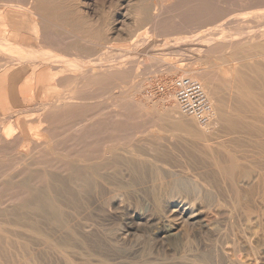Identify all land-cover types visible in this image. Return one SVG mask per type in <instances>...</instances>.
<instances>
[{"label": "rangeland", "instance_id": "rangeland-1", "mask_svg": "<svg viewBox=\"0 0 264 264\" xmlns=\"http://www.w3.org/2000/svg\"><path fill=\"white\" fill-rule=\"evenodd\" d=\"M52 1H54V0H52ZM59 1V2H58ZM65 1V2H64ZM64 1H60V0H56V2L54 3V2H52V4H51V7L53 6V8H55L56 6V8L54 9V10H56L55 12H59V14H56L53 18H51V20H50V18H48V20L46 19L44 22L43 21H40L39 22V28H40V36L41 35H43V36H41L42 38H44L45 39V37H46V39L48 40L49 38L48 37H51V38H54V39H56V40H58V42H59V39L61 40L60 42H61V44L62 45H66V47H64V46H62V47H64V48H61V49H63L64 50V52H65V50L67 49V45H69L68 46V50L66 51L67 52V54L69 53V54H73L72 56H76L77 58H78V56H79V58H81L82 57V60L83 59H85L84 61L85 62H92V60H96L95 62V69L96 70H98L99 71V69H100V71H101V73L100 74H107L108 72H102V70H103V67H104V70H107V68H105L106 67V65H108V63L109 64H115L114 66L116 67V65L118 66V61L120 62L119 63V66L121 65V67H119V68H121L120 70H118L119 68H114V66L112 67L113 69H115V70H113L112 69V71H110L112 74H113V77H114V79L116 80H114L113 79V77H112V81H110L111 83H108V85H106V86H104L101 82H99V81H97L96 80V82H91L90 80L92 79V78H90V77H92V75H88V76H90L89 78L87 77H85V75L87 76V74H86V70H84L83 71V69L84 68H81V70L79 69V68H76L75 70H72V71H68L69 73H71L70 75H68L67 77H64V79L62 78V79H60V80H54L53 82H51V83H45L44 85H41L40 87H39V89H37L36 87H34L33 88V90L35 91L34 92V94L31 96V97H21V95L20 94H18V97H9V93H8V91H6V94H5V97H6V99H7V101H6V105L8 106V108H9V111H4L3 112V115H2V111L0 110V118H1V120H0V125L2 124V126H0V130H4V129H6L7 130V128L9 127V130H10V136L8 137V139H6L5 141L3 140V142H0V171L1 170H10V169H12L13 167H11V165L10 164H12L14 161H15V159L14 158H16V155L18 154V151H20V150H24V151H27L28 153H32L33 154V152H34V150H32L33 148H31V147H34V142H32V141H30L29 139H28V141L27 142H22V143H19L18 142V137L20 136L19 135V133H20V131H23L24 130V133L25 134H28L27 133V130H29V131H32L33 133H36L38 130H40L41 128H42V126H44L43 127V131L41 132V133H39L40 135H42V139H48V137L50 136V135H48L47 134V132L44 130V128H46V126L48 127V125L47 124H50L51 125V122H50V120L48 121V123L47 124H43L42 126H39V121H38V118H39V116L40 115H42V116H44L43 114L46 112V113H48V112H53V111H55L56 113L58 112V113H62V111L60 110V109H62L63 111H64V113L66 114H70V117L72 118H69V119H67V120H65V122H64V125L62 126V127H60L59 128V130H58V128H57V130H56V132H54V134L56 133L57 135H58V137H63L62 138V140L63 139H65V140H67V137H68V133L66 134L65 132H69L68 131V129H70V128H73V125L77 122L76 120H78V119H80L78 116L80 115V113L82 112V113H84L85 112V114L87 113L88 115H93L94 113H98V115L99 114H101L100 112H104V113H117V112H120V113H124V115H129V113H131L132 115H133V122L132 121H130V123L132 124H129L130 126H129V128L130 127H134L133 128V130L132 131H134L133 133H134V135L136 134V136H134L133 134H132V131H131V135H128V137L129 136H131V138H129L128 140H126L128 137L126 136H124V134H122L121 135V137L123 136V137H125L126 139H121L120 138V134L121 133H119V132H116V134H115V132H110L109 133V131H108V133H105V135L107 134V140H106V136H105V138H103V136L102 137H100V139H102L103 140V142L105 143H107V144H110L111 146L110 147H113V145L115 146V147H113L114 149L116 148V147H120V148H124L125 146V148H130V146H131V148L132 147H134L135 149H141V151L143 152V150H144V154H145V152L146 153H148L149 155H150V158H149V156H148V154H146L147 156H148V158H146V159H148V160H150L152 157V161H151V163H153V164H155V165H150L151 163H149V165L150 166H152L151 168H150V170L148 171V170H145V172L144 171H138V172H136V175H133V174H135L134 172H133V174L131 175V173L132 172H128V173H126L125 171H127L128 170V168L126 167V166H124L123 168H121V170H119V171H121V172H118L117 173V171L116 172H114V174L115 173H117V174H115V175H117V177L116 176H114L113 175V173H112V177H110V178H116V179H110L113 183V185L112 184H110L109 185V181L108 180H106L105 179V181H104V179H103V181H102V179L101 178H98V180H95V182L96 181H98L97 183H95L94 181V183L92 184V185H89L88 186V188L86 187L85 189H83V188H80V187H78L77 186V184H74V183H70V182H67L65 179H64V181H63V183L64 182H67L66 184V186L67 187H65L64 185L65 184H63V183H61L62 184V186L60 185L59 186V182H57V183H53L55 186V190H54V192H55V194H57L56 196L58 197V199H59V201H58V204L60 205L61 204V207L62 208H64V212H65V214H66V216L68 215V216H72L73 214V212H74V208H77V209H79V207L81 208L80 210H82V212H85V213H82L80 216V218L81 219H83V220H81L82 221V223H81V227L79 228V229H83L84 228V225L89 229L90 227V229L88 230L87 228V230L85 229L84 230V232H83V235H84V238H86L87 239V242L90 244L91 243V247H96L97 245V248H94L95 250L97 249H99V251H102L103 249H107V247H108V249L106 250V251H108V252H104L105 250H103V253L102 252H100L102 255H104V256H108L109 255V253H110V255L107 257L108 259H110L109 260V262L111 263V264H125L127 261L126 260H128V263L127 264H144V263H146V261L147 262H149L148 260H150L151 259V257H152V260H150V262H153V263H156V264H181L182 262V264H184V262H185V264H188V262H190L189 264H212L214 261H212L211 263H209L210 262V260H209V262H207V263H203V262H201V260L200 261H198V257H199V254L201 253V252H204V250H203V248L202 249H200V248H198L197 249V247H199L201 244L203 245V246H207L205 249V251H206V253L207 254H210V252H211V250L213 249V250H215V249H217V246L219 245V243H220V245L218 246V249H220L222 246H224L223 244H225L226 245V243H228V241H229V239H230V241L229 242H231V241H233V242H235V244H236V246L237 245H239V246H237V248H238V250H237V252H239V253H237L236 255L238 256V254L240 255V256H238V257H241L242 258V256L243 255H241L242 253H243V251H244V249L247 247V245H245V244H243V242L244 243H247V241L249 242V245H248V247H250L251 249H249L248 247H247V251L245 252L244 251V256H243V258L244 259H246V260H248L249 261V258H251V260L253 261H256V260H258L257 262H252L251 260V262L253 263V264H255V263H262V264H264V262H263V258H264V254L262 255L261 253H264V250L262 251V249H264V247L262 248V242L264 243V238L262 237V236H260V235H262L263 234V236H264V233L262 232V231H264V221H262V219L264 220V212H263V210H264V197L262 198V197H257V199H256V204H257V206H256V208H257V212H260V214L259 213H257L256 214V217L254 216L252 219H247V218H243V217H241V216H238L237 214H233L234 216V218L231 220V224L233 223V222H235V218H236V222H235V224H236V226H234L233 224V226L231 225H229V223H228V225L229 226H227V225H225V226H227V227H224L223 226V230H222V233L220 234V235H215V237H216V240H220V238L223 240V239H225V240H223V241H221V242H219L218 243V241H217V243H216V241H215V237H214V235H207V234H204V237L207 235V237H209V236H211L210 238H201L202 236H203V234L201 235V236H198V235H200V234H196V236H198L197 238L196 237H193V236H195V235H193V234H195V233H193V231H188V233L190 232V236H189V238H190V240H191V238H192V244H191V248H189V245H190V242H188V240H189V238L187 239V240H185V241H187V242H185V247L183 246L184 244H178V243H176V242H174V241H168V240H166V242L169 244V247H168V244L166 243V245L164 244H162V247L164 246L165 247V252L167 251V253H168V255L167 254H165V252H162V250L164 249V248H162L161 247V243H159L162 239H160L161 237H158L156 234H155V229L154 228H152V227H150V229L148 228V226H147V228H146V226H142V228L141 229H143V230H141V229H139L138 231H136L137 233L136 234H134L132 237H129V238H127L126 240H121V237H123L124 235V230L126 231L129 227H130V221L127 219V215H125L126 214V208H128V210H130V211H135L136 213H138V214H144L145 212H147V213H145V215L149 218L150 216H152V215H154V217H158V216H164L165 217V214L167 213V215H168V213H170V215H168V216H171V212L169 211V212H167L166 211V207L164 208V209H162V208H157V207H154V205H155V201L157 200V198H164L165 197V195H168L171 191H173V192H171V193H173V195H177V194H179L178 192H176V190L173 188V186L171 185L172 184V182L173 181H175V179L176 178H178L179 176V178H186V176H187V174H186V172H189V170H190V173L191 172H193V173H191V174H193V177L194 176H196L197 175V177H201L207 184H209V185H207V187H209L208 188V196L210 197L212 194V199H214V198H217L216 199V201L218 200V202H216L215 201V199L214 200H212L211 201V203L209 204V207L210 206H214V205H217L216 207L214 206L213 207V209H214V211L216 210V209H218V210H220V211H222V210H224V209H227V207H228V209L230 210V211H234L233 210V203H232V200L230 199V196L229 195H231L232 193L230 192L229 193V190H231V189H235V186H234V184L232 183V184H229L228 183V185H226L225 183H223L221 180H222V178H228V180L229 181H232L231 180V172H230V170L227 168V166H229V163H231L232 164V160H231V154L233 155V156H235L236 158H235V161L234 162H238L239 164L240 163H243V164H240V167L241 168H246V170L248 169V166L247 165H249V154H250V151L249 150H252V148H254L255 146L253 145V144H255V141L252 139V137L250 136V135H247V134H245V133H242V132H237V133H235V134H237V135H235V137H234V134H229V130L227 129V126H226V123L223 121V119L221 118V116L219 115L218 116V114H219V112H221V113H223L224 112V114L225 113H227V114H229L228 112L229 111H231L232 112V110H233V112L232 113H234V112H237V113H235V114H237V115H239L240 114V112H242V111H244V109H246L245 107H242L241 106V98H243V97H264V60L263 59H260V55L258 54V53H254V52H257V51H255V49H253L254 50V52H253V50L249 53V56H248V53L246 54V56H245V54L244 53H241V54H243L242 55V57H241V54L240 55H238V53L236 54V52L235 53H233L232 51H231V47L232 46H234L235 45V43H239L240 41H241V39L244 37V39H242V42H244V41H246L247 40V37L249 38L252 34V36H255L256 34H262L263 32H264V30H263V26H264V17H263V13H260L261 14V16L262 17H260L259 15L260 14H257V13H255V12H257V11H261V10H264V0H214V2L212 1V0H170L171 2H169V0H64ZM165 1V2H164ZM167 1V2H166ZM178 1V2H177ZM181 1V2H180ZM201 1V2H200ZM202 1H203V3H202ZM210 1H212V2H210ZM32 2H34L33 0H32ZM61 2H64V3H61ZM163 2V3H162ZM175 2V3H174ZM35 3V2H34ZM34 3H31L30 5L28 4V5H23L22 4V7H14V8H11L10 10H8V11H10L9 12V14H10V17H11V20H13L14 21V23H18V26L19 27H26V25H27V23H29V21H30V14L32 13V12H34V11H36L35 10V8H34V10L32 9L33 7H35V4ZM75 3V4H74ZM165 3V4H164ZM173 3V6L171 5V4ZM177 3V4H176ZM210 3V4H209ZM252 3V4H251ZM60 4V5H59ZM64 6H63V5ZM143 6H142V5ZM146 4H147V6H146ZM158 4V5H157ZM167 4V5H166ZM175 4V5H174ZM193 4V5H192ZM54 5H55V7H54ZM140 5V6H139ZM163 5V6H162ZM168 5H170V6H168ZM208 5V6H207ZM212 5H214V6H212ZM24 6V7H23ZM27 6H32V7H30L31 9H29V7H27ZM76 6V7H75ZM147 8H146V7ZM155 6V7H154ZM175 6V7H174ZM197 6V7H196ZM202 6V7H201ZM206 6V7H205ZM222 6V7H221ZM260 6V7H259ZM144 7V8H143ZM154 7V8H153ZM164 7V8H163ZM167 7V8H166ZM198 7H199V9H198ZM209 7V8H208ZM214 7H217V8H214ZM10 8V7H9ZM25 8H28V9H25ZM58 8V9H57ZM75 8V9H74ZM225 8V9H224ZM258 8V9H257ZM15 9H17V10H15ZM24 9L26 10V11H24ZM52 9V8H51ZM50 9V10H51ZM134 9V10H133ZM152 9V10H151ZM173 9V10H172ZM193 9V10H192ZM197 9H198V11H197ZM202 9V10H201ZM206 9H208L209 10V12L206 10ZM211 9V10H210ZM222 9V10H221ZM21 12V15L19 14V11ZM22 10V11H21ZM28 10H29V12H28ZM50 10H48V12H50ZM53 10V9H52ZM53 10V11H54ZM61 12H63V13H61ZM79 10V11H78ZM168 10H170V11H168ZM188 10V11H187ZM195 10V11H194ZM251 10V11H250ZM26 12L27 13V15H24V12ZM30 11H31V13H30ZM135 11V12H134ZM189 11H191V12H189ZM197 11V12H196ZM200 11V15L198 14V12ZM204 11V12H203ZM210 11H211V13H210ZM219 11H221V12H219ZM12 12V13H11ZM16 12V13H15ZM69 12V13H68ZM73 12V13H72ZM157 12V13H156ZM163 12V13H162ZM215 12V13H214ZM254 12V13H253ZM160 13V14H159ZM189 13V14H188ZM192 13H194V15L196 16V15H199V16H197V17H195ZM210 13V14H209ZM218 13V14H217ZM14 14V15H13ZM61 14V15H60ZM156 14V15H155ZM202 14V15H201ZM226 14V15H225ZM246 14V15H245ZM257 14V15H256ZM13 15V16H12ZM64 15V16H63ZM78 15V16H77ZM134 15V16H133ZM140 15V16H139ZM155 15V16H154ZM186 15V16H185ZM190 15H193V16H190ZM212 15H214V17L212 16ZM219 15V16H218ZM72 16V17H71ZM141 16H143V17H141ZM160 16V17H159ZM175 17V19H174V17ZM184 16V17H183ZM211 16V17H210ZM247 16V17H249V18H245V17ZM255 16V17H254ZM59 17V18H58ZM65 17V18H64ZM71 17V18H70ZM154 17V18H153ZM163 17H165V18H163ZM186 17V18H185ZM192 17V18H191ZM198 17L199 18H204V19H202L203 21H201V19H200V21L202 22V25L204 26V27H201L199 24H201V22L198 20ZM253 17V18H252ZM25 18V19H24ZM64 18V19H63ZM68 18H69V22H68ZM138 18H139V20H138ZM153 20H152V19ZM157 18V19H156ZM167 18V19H166ZM177 18V19H176ZM189 18V20H187ZM212 18V19H211ZM19 19V20H18ZM70 19H72V20H74V23H72L73 21L72 20H70ZM148 19H150V21L148 20ZM162 19H164V20H162ZM180 19V20H179ZM185 19V20H184ZM190 19H194L195 20V22H194V20H190ZM251 19V20H250ZM253 19V20H252ZM55 20V21H54ZM63 20V21H62ZM141 20H142V22H141ZM198 20V21H197ZM211 20V21H210ZM228 20V21H227ZM230 20V21H229ZM256 20V21H255ZM48 21H49V23H48ZM134 21V22H133ZM164 22V24H163V22ZM171 21H172V23H171ZM184 21H185V23H184ZM188 21H190L189 23H187ZM191 21H193L192 23H191ZM227 23H226V22ZM261 21V22H260ZM67 22V23H66ZM160 22H162V24L160 23ZM203 22H205V23H203ZM46 23V24H45ZM69 23V24H68ZM133 23V24H132ZM136 23V24H135ZM145 23V24H144ZM148 23V24H147ZM160 24L161 26L162 25H164L163 27H161V29L162 30H164L163 32L160 30V26L158 25V24ZM175 23H177V26H176V24ZM181 25H180V24ZM207 23H208V25H207ZM42 24H43V26H42ZM47 24H48V26H47ZM63 24V25H62ZM75 24V25H74ZM140 24V25H139ZM142 24V25H141ZM155 24V25H154ZM157 24V25H156ZM168 24H172V26L173 27H177V29L175 28V29H173V27L171 26L170 27V25L168 26ZM174 24V25H173ZM179 24V25H178ZM188 26V25H190L191 24V26H188V29H184V28H186L185 26ZM262 24V25H261ZM146 25V26H145ZM149 25V26H148ZM182 25H183V27H182ZM198 25V26H197ZM205 25H206V27H205ZM260 25V26H259ZM130 26V27H129ZM142 26H143V28H142ZM155 26H157V28H156V30L157 31H154V27ZM159 26V27H158ZM165 26H168V27H165ZM259 26V27H258ZM45 27V28H44ZM134 27V28H133ZM178 27H179V29H178ZM199 27V28H198ZM215 28V31H214V29L213 28ZM255 27V28H254ZM50 28H52V29H50ZM191 28V29H190ZM198 28V29H197ZM202 28H204V29H202ZM209 28L211 29V30H209ZM218 28V29H217ZM254 29V31H253V29ZM54 29V30H53ZM78 29V30H77ZM132 29L134 30L133 32H132ZM190 29V30H189ZM3 31H1V32H3L2 33V35L0 36V50H1V46H6L7 45V47L9 48V50L12 52V54H13V56H12V54H3L2 52L0 53V54H2V56L0 55V79H1V77L3 76V74H8V73H10V71H12V69H14V72L15 71H17V70H19V69H16L17 68V66L19 65V64H17V63H19L20 61H18L16 64H14V62H16L15 60H14V58H18V55H17V52H21L22 53V47L21 46H24L23 44H22V42H23V37L22 36H18V35H15L14 36V33H11V35L10 34H7L6 33V36L7 37H3L4 35H5V33H4V29H2ZM136 30H137V32H136ZM140 30V31H139ZM159 30V31H158ZM206 32V34H204L203 32ZM209 30V31H208ZM223 30V31H222ZM261 30H263V31H261ZM57 31V32H56ZM99 31V32H98ZM169 31H171V32H169ZM186 31V32H185ZM193 31V32H192ZM198 31V32H197ZM203 33H201V32ZM212 31V32H211ZM129 32V33H128ZM190 32V33H189ZM200 32V33H199ZM247 32V33H246ZM257 32V33H256ZM260 32V33H259ZM57 33V34H56ZM63 33V34H62ZM145 33V34H144ZM156 33V34H155ZM243 33V34H242ZM131 34V35H130ZM187 34V35H186ZM192 34V35H191ZM213 34V35H212ZM249 34V35H248ZM46 35H48V36H46ZM51 35V36H50ZM52 35H53V37H52ZM210 35V36H209ZM45 36V37H44ZM86 36V37H85ZM92 36H94V38L92 37ZM203 36V37H202ZM208 36V37H207ZM234 36V39H232L231 40V38ZM251 36V37H252ZM31 37H33V36H31ZM61 37H62V39H61ZM64 37V38H63ZM79 37V38H78ZM97 37V38H96ZM227 37V38H226ZM231 37V38H230ZM237 37H238V39L239 38H241V39H239L238 41L239 42H237ZM2 38V39H1ZM181 38V39H180ZM202 38V39H201ZM204 38V39H203ZM212 38H220V42H218L219 40H217V44L216 45H220V49L218 48L217 50H215V49H212L211 47L212 46H214L215 44L213 43V45L212 44H205V41L206 40H208V39H212ZM228 38H230V40L228 39ZM261 38H264V37H261ZM36 37H34V41L35 42H39V39L36 41ZM45 39V40H46ZM80 39V40H79ZM175 39H176V41H175ZM195 39V40H194ZM201 39V40H200ZM222 39H223V41L225 40L226 41V43L224 42L223 43V41H222ZM46 40V41H47ZM70 40H72V41H70ZM89 40V41H88ZM94 40V41H93ZM182 41V43L183 42H185L186 44H187V41H189L190 43H188L187 45L185 44V43H183L184 44V46L183 47H181V46H175L174 45V47L172 46V45H170V41L171 42H177V43H181V41ZM227 40H228V42H227ZM73 41H75V42H73ZM78 41V42H77ZM81 41V42H80ZM83 41V42H82ZM91 41V42H90ZM166 41H167V43H166ZM203 41H204V43H203ZM230 41V42H229ZM233 41V42H232ZM31 42V41H30ZM69 42V43H68ZM87 42V43H86ZM165 42V43H164ZM12 43H14V44H12ZM75 43V44H74ZM81 43V44H80ZM91 43H93V44H91ZM97 43V44H96ZM101 43V44H100ZM182 43H181V45H182ZM216 43V42H215ZM233 43V44H232ZM94 44H96V45H94ZM168 44V45H167ZM196 44V45H195ZM202 44V45H201ZM204 44V45H203ZM225 44H226V47H225ZM27 46H30V47H32V49L35 47V48H38V50L36 49V51H35V53H33L32 55H39L41 58H42V56H46V51L44 50H42L41 48H39L38 47V45L37 46H34L33 44H31V43H27L26 44ZM33 45V46H32ZM87 45V47H89L88 49H85L84 47ZM212 45V46H211ZM77 46V47H79V48H75V47ZM83 46V47H82ZM95 46V47H94ZM97 46V47H96ZM169 46H171V47H169ZM224 46V47H223ZM73 47V48H72ZM146 47H147V49H148V51L147 50H143L144 48L146 49ZM207 47H209V48H207ZM223 47V48H222ZM69 48H71L72 50H70ZM75 48V49H74ZM81 48V49H80ZM96 48H97V50H96ZM174 48V49H173ZM222 48V49H221ZM226 48V51L227 50H229L228 52H225V49ZM228 48V49H227ZM78 49H80V50H78ZM83 49H84V51H83ZM185 49V50H184ZM87 52H86V51ZM88 50H89V54H88ZM141 50H143V51H141ZM220 50V51H219ZM233 50V49H232ZM79 51V52H78ZM81 51V52H80ZM82 51H83V53H82ZM98 51V52H97ZM146 51V53H144ZM150 51V52H149ZM154 51V52H153ZM171 51V52H170ZM173 51V52H172ZM219 51V52H218ZM223 53H222V52ZM65 52V53H66ZM75 52V53H74ZM133 52V53H132ZM136 52H137V54H136ZM166 52V53H165ZM233 53V54H229V53ZM80 53V54H79ZM135 53V54H134ZM141 53V54H140ZM153 53H155V54H153ZM170 53V54H169ZM87 54V55H86ZM91 54V55H90ZM93 54V55H92ZM143 54H145V55H143ZM160 54V55H159ZM234 54H236V55H234ZM258 54V55H257ZM5 55H7L6 57H8V59L5 57ZM13 58V60H12V58L10 59V56ZM85 55V56H84ZM89 55V56H88ZM136 55V56H135ZM141 55V56H140ZM147 55V56H146ZM148 55H152V57H150V56H148ZM156 55V56H155ZM223 55H225V57L223 56ZM258 57H257V56ZM17 56V57H16ZM81 56V57H80ZM99 56V57H98ZM123 56V57H122ZM126 56V57H125ZM127 56H128V59H127ZM131 56V58L133 59H129V57ZM144 56H146V57H144ZM155 56V57H154ZM158 56V57H157ZM167 56V57H166ZM232 56V57H231ZM237 56V57H236ZM244 56V57H243ZM156 59H154V58ZM225 59H224V58ZM238 58L239 59V61H237L238 59H236V58ZM1 58H6V60L5 59H3L4 61V63L2 62V59ZM92 58V59H91ZM124 60H122V59ZM226 58H228V59H230V60H228V59H226ZM233 58V59H232ZM243 58V59H242ZM246 58V59H245ZM10 59V60H9ZM88 59H90V60H88ZM127 59V60H126ZM153 59V60H152ZM236 61H235V60ZM12 60V61H11ZM107 60V61H106ZM112 60V61H111ZM137 60V61H136ZM140 60V61H139ZM151 60V61H150ZM234 62H233V61ZM7 61V62H6ZM109 61V62H108ZM136 61V62H135ZM259 61V62H258ZM33 62H35V61H33ZM33 62L31 63L32 65H33ZM40 62V61H39ZM155 62V63H154ZM192 62V63H191ZM262 62V63H261ZM2 63H3V65H2ZM12 63V64H11ZM106 63V64H105ZM125 63V64H124ZM128 63V64H127ZM158 63V64H157ZM259 63V64H258ZM34 64H37L36 62L34 63ZM104 64V65H103ZM112 64V65H113ZM124 64V65H123ZM130 64V65H129ZM153 64V65H152ZM192 64H193V66H192ZM194 64L196 65L195 67H199L198 69H200L201 70V72H205V73H207V74H209V75H207V74H205L207 77L206 78H210L209 79V82H211V83H213V85L215 86V88L217 89L216 91H217V93L218 94H216V97L219 95V97L221 98V100L223 101L222 102V105H218L219 106V108L221 109V110H217L216 112H215V109H214V107H215V104L217 105V102L215 103L214 101H215V98L213 99L211 96H210V94H209V96H210V98H211V100H212V103H213V119H212V121L209 123V124H207V127L206 128H211V127H213V126H215V127H217V131H215V136H214V134H212L210 137H208V139H206V141L208 140V142H206V141H204V142H202L201 141V144H199V143H197V142H195L194 140V142H192L191 141V138H190V136L189 135H182L181 133H177L176 131H174V130H171L170 128V126H167L166 125V123H165V121L163 120V122L164 123H162V121H160V123L161 124H159V122H156L155 121V123L153 122V119H151L150 117H151V115H153V114H155L156 112V114L158 115L159 113H161V114H159V115H161V116H164V114H166V113H164V112H167V113H169V111H170V113H175L176 112V110H178L177 112H176V114H175V116H176V118H178L177 120H179L180 118L183 120H188V121H190L191 119L189 118V117H186V116H183V115H181L180 114V110L177 108L176 110H175V108L173 107L175 104H176V100H174V99H172V100H170V101H168V102H166V103H161L159 100L161 99V95H162V92H160L159 91V86H164L165 88H166V86H165V84H166V82H172V81H174L176 78H178V77H181V76H183L184 74H183V70L184 69H188V67H194ZM260 64H262V65H260ZM135 65V66H134ZM7 66V67H6ZM44 67H45V65H43ZM101 66H103V67H101ZM129 66V67H128ZM41 67V66H40ZM59 67V66H58ZM57 67V68H58ZM37 68L38 67H36L35 68V70H37ZM90 68H92V67H90ZM98 68V69H97ZM130 68V69H129ZM133 68V70H131ZM143 68V69H142ZM181 68V69H180ZM203 68V69H202ZM79 69V70H78ZM85 69H86V67H85ZM102 69V70H101ZM96 70L92 73V74H94V73H96V74H94L93 76L94 77H97V73H98V71L96 72ZM118 70V71H117ZM127 70H130V71H133V74H132V76H133V78L132 79H129V78H123V75H124V72H126ZM163 70V71H162ZM120 71V72H119ZM109 72V73H110ZM81 73V74H80ZM80 74V75H79ZM85 74V75H84ZM121 74H123V75H121ZM155 74V75H154ZM101 75V76H102ZM150 75V76H149ZM81 76V77H80ZM84 77V79H83V77ZM135 76V77H134ZM148 76V77H147ZM185 76V75H184ZM81 78L83 81H81L79 78ZM98 77H99V75H98ZM139 77V78H138ZM155 77V78H154ZM117 78V79H116ZM123 78V80H121ZM143 78V79H142ZM25 79V76H23V77H20L18 80H16V83L17 84H20L21 82H23V80ZM78 79V80H77ZM136 79V80H135ZM80 80V83L81 84H79L78 83V81ZM119 80H120V82H119ZM135 80V81H134ZM139 80H141V81H139ZM251 81V83H252V85L250 86V88L249 89H247L248 87H247V81ZM77 81V82H76ZM123 81H126V82H123ZM207 81H208V79H207ZM74 82H76V83H74ZM86 82H88V83H86ZM113 82V83H112ZM117 82V83H116ZM119 82V83H118ZM0 83H1V81H0ZM121 83H123V84H121ZM76 84V85H75ZM79 84V85H78ZM99 84H101V85H99ZM120 84V85H119ZM254 84V85H253ZM55 85V86H54ZM72 85V86H71ZM85 85V86H84ZM66 86H67V89H66ZM137 88H136V87ZM54 87H56V88H54ZM60 89H59V88ZM84 87V88H83ZM109 87V88H108ZM119 87V88H118ZM131 87V88H130ZM245 87V88H244ZM74 88V89H73ZM83 90H82V89ZM87 88V89H86ZM123 88V89H122ZM57 89V90H56ZM64 89L65 90V92H64V90L62 91V90ZM90 89V90H89ZM135 89V90H134ZM141 89V90H140ZM54 90V91H53ZM61 90V92H62V94H61V92H58V91H60ZM67 90V91H66ZM69 90V91H68ZM73 90V91H72ZM77 90V91H76ZM99 90V91H98ZM138 90V91H137ZM172 90L174 91V86L172 87ZM245 90V91H244ZM249 90V91H248ZM48 91H50V93H48ZM244 91V92H243ZM45 92V93H44ZM66 92H67V94H66ZM76 92V93H75ZM124 92V93H123ZM3 83L0 85V94H1V97L3 96ZM90 93V94H89ZM100 93V94H99ZM65 94V95H64ZM78 94V95H77ZM157 94V95H156ZM75 95V96H74ZM154 97H153V96ZM61 96V97H60ZM64 96V97H63ZM105 96V97H104ZM70 97V98H69ZM87 97V98H86ZM129 97H131V98H129ZM148 97V98H147ZM61 98V99H60ZM89 98H90V100H89ZM10 99H13V101L15 102V104H13L12 102H11V100ZM58 101H57V100ZM127 99H128V101H127ZM56 100V101H55ZM80 100V101H79ZM84 100V101H83ZM123 100H125V101H123ZM129 100H132V101H129ZM156 100L158 101V102H156ZM52 101H55L53 104L52 103H50V102H52ZM83 103H82V102ZM122 101L123 102H125V105L124 106H121V107H119L120 106V104L122 103ZM57 102V103H56ZM60 102V103H59ZM66 102V103H65ZM70 102V103H69ZM76 102V103H75ZM78 102V103H77ZM89 102V103H88ZM137 102H138V104H143V106L145 107L144 108V110H137L136 109V106L135 105H137ZM171 102V103H170ZM49 105H48V104ZM56 103V104H55ZM59 103V105H58V107H59V109L56 107H54L55 105H57ZM69 103V104H68ZM86 103V104H85ZM88 103V104H87ZM120 103V104H119ZM129 103V105L131 106V104L133 105V106H131V108L127 105V104ZM155 103V104H154ZM41 104V105H40ZM62 104V105H61ZM90 104V106L88 107V105ZM119 104V105H118ZM123 104V103H122ZM121 104V105H122ZM0 105H1V103H0ZM39 105V106H38ZM81 105V106H80ZM86 105V106H85ZM156 105V106H155ZM235 105H237V107H235ZM42 106H45V107H42ZM48 106V107H47ZM53 106V107H52ZM80 106V107H79ZM126 106H128V108H130L131 110H127V108H126ZM135 106V107H134ZM232 106V108H230ZM239 106V107H238ZM24 108L25 110H20V108ZM35 107V109H33ZM39 107V108H38ZM47 107V108H46ZM50 107V108H49ZM124 107V108H123ZM42 108V109H41ZM119 108H120V111H119ZM122 108V109H121ZM135 110H134V109ZM33 109V110H32ZM45 109V110H44ZM65 109V110H64ZM85 109V110H84ZM132 109H133V112H131L132 111ZM155 109V110H154ZM169 109V110H168ZM236 109V110H235ZM30 110V111H29ZM32 110V111H31ZM78 110H79V112H78ZM121 110H125V111H121ZM127 110V111H126ZM148 110V111H147ZM150 110V111H149ZM166 110H168V111H166ZM227 110V111H226ZM229 110V111H228ZM139 111H140V114L142 113V115L143 116H141L140 114H139ZM143 111V112H142ZM145 111V112H144ZM151 111H153V112H155V113H151ZM159 111V112H158ZM172 111V112H171ZM231 112H230V114H231ZM8 113V114H7ZM37 113V114H36ZM38 113H39V115H38ZM41 113H43V114H41ZM63 113V114H64ZM82 113H81V115H82ZM126 113V114H125ZM128 113V114H127ZM135 113V114H134ZM144 113V114H143ZM149 113H150V115H149ZM74 114L75 115H77V114H79L78 116H76V117H78V118H76L75 116H74ZM136 114H137V116H139L140 115V117L141 118H139V117H136ZM146 114L148 115V117H146ZM242 114V113H241ZM84 115V114H83ZM135 115V116H134ZM8 116V117H7ZM73 116H74V118H73ZM150 116V117H149ZM175 116H174V114H173V119H176L175 118ZM180 118H179V117ZM2 117H5V118H2ZM10 117V118H9ZM8 118V119H7ZM76 118V119H75ZM144 119V121H143V119ZM150 118V119H149ZM2 119H5L4 121L2 120ZM70 119H71V121H70ZM148 119H149V122H148ZM193 120V119H192ZM191 120V121H192ZM6 121V122H5ZM139 121V122H138ZM150 121H152L153 123H151ZM5 122V123H4ZM73 122V123H72ZM75 122V123H74ZM193 122H194V120H193ZM134 123V124H133ZM144 123V124H143ZM197 122L195 121L194 122V124L196 125L195 127L196 128H198V129H200V127L199 126H201V125H199V124H196ZM68 124V125H67ZM72 124V125H71ZM136 124V125H135ZM155 124V125H154ZM4 125V126H3ZM147 125V126H146ZM149 125V126H148ZM152 125V126H151ZM199 125V126H198ZM218 125V126H217ZM140 126V127H139ZM155 126V127H154ZM159 126V127H158ZM7 127V128H6ZM204 127V126H203ZM49 128H50V126H49ZM67 129V130H66ZM136 129V130H135ZM161 129V130H160ZM223 129V130H222ZM170 130V131H169ZM221 130V132H219ZM226 130V131H225ZM53 131V130H52ZM120 131V130H119ZM145 131V132H144ZM147 131V132H146ZM149 131V132H148ZM151 131V132H150ZM154 131V132H153ZM159 131H160V133H159ZM174 132V134H173V132ZM223 131V132H222ZM63 132V133H62ZM121 132V131H120ZM123 132V131H122ZM138 132L140 133V134H138ZM172 132V133H171ZM218 133V135H216L217 133ZM58 133H60V134H58ZM112 133H114V134H112ZM118 133V134H117ZM143 133V136L145 135L146 136V133H147V139L145 138V136L143 137H140V135ZM176 133V134H175ZM61 134H65L64 136L63 135H61ZM71 134V136H69V137H72L73 135L75 136V133H70ZM79 134V135H78ZM153 134V135H152ZM172 134V135H171ZM179 134L181 135V136H179ZM240 134V135H239ZM243 134V135H242ZM19 135V136H18ZM117 135V136H116ZM219 135H221V136H219ZM223 135V136H222ZM225 135V136H224ZM76 136H81V133H76ZM110 136H111V140L113 141L114 139H116V137H117V139H118V136H119V142H118V140H116V141H113L114 142V144H113V142L111 141V143L109 142V139L108 138H110ZM112 136H116V137H112ZM134 136V137H133ZM137 136H138V138H141V139H138L137 138ZM151 136V137H150ZM174 136V137H173ZM176 136H179V137H176ZM185 136V137H184ZM187 136L189 137L188 139H190V140H188L187 139ZM236 136H238V137H236ZM240 136V137H239ZM69 137H68V139H69ZM136 137V138H135ZM149 137V138H148ZM153 137V138H152ZM172 137V138H171ZM217 137V138H216ZM232 137V138H231ZM249 137L252 139V141H251V139L249 140ZM50 138V137H49ZM112 138H114V139H112ZM133 138H135L134 140H133ZM150 138H152V139H150ZM176 138H179V139H176ZM235 138V139H234ZM97 139V138H96ZM96 139H94V138H90L89 140H87V141H91L90 142V145H93V144H91V143H94L93 141H96ZM120 139H121V141H120ZM136 139H138L139 140V145H137L138 144V140L136 141ZM142 139H146V140H143L145 143L147 142L149 145H147L146 146V144L144 143V142H141L140 140H142ZM148 139H150L149 140V142L147 141ZM171 139V140H170ZM216 139H218L220 142H222V145L221 146H223V147H221V146H217V144H215L214 142H218V140H216ZM223 139V140H222ZM232 139V140H231ZM237 139V140H236ZM248 139V140H247ZM10 140V141H9ZM102 140H99L100 141V143H97V148L100 150H102L103 148H104V146H106L105 148H109V145L107 146V144L105 145L104 144V146H102V144H103V142H102ZM104 140H106V141H104ZM131 140V141H130ZM151 140H152V142H151ZM180 140H181V142L183 141V140H185L184 142H183V144L180 142ZM189 141V143H187L186 141ZM211 140V141H210ZM222 140V141H221ZM98 141V140H97ZM123 141H125L126 142V144H127V142H128V145H126L125 144V142H123ZM179 141V142H178ZM231 141V142H230ZM240 141V142H239ZM251 141V142H250ZM115 142H118V143H115ZM120 142H121V144H120ZM131 142V143H130ZM136 143L135 145H134V143ZM144 145L145 144V146H141V143ZM154 142H156V143H154ZM192 142V143H191ZM247 142V143H246ZM34 143V144H33ZM123 143V144H122ZM202 143H204V144H202ZM209 145H208V144ZM213 144V146L215 147V148H213L212 147V144ZM234 143V144H233ZM125 144V146H123ZM152 144H154L153 146H151ZM194 144V145H193ZM206 144V145H205ZM224 144V145H223ZM236 144V145H235ZM244 144V145H243ZM252 144V145H251ZM6 145H8V150H7V148H6V150L4 149V147H6ZM78 145H80V144H78ZM191 145V146H190ZM238 145V146H237ZM256 145V144H255ZM3 146V147H2ZM100 146V147H99ZM101 146H102V148H101ZM128 146V147H127ZM140 146L142 147V148H140ZM188 146V147H187ZM232 146L233 147H235V148H233L232 149ZM137 147H139V148H137ZM228 147H229V149H228ZM230 147H231V149H230ZM118 148H116V149H118ZM134 148H132V149H134ZM195 148V149H194ZM208 148H209V150H208ZM213 148V149H212ZM219 148V149H218ZM220 148H221V150H220ZM228 150H227V149ZM236 148H237V150H239V151H237L236 150ZM110 149V148H109ZM143 149V150H142ZM197 149V150H196ZM216 149V151H214ZM118 150H120V149H118ZM242 150H244V151H242ZM224 151H226V152H224ZM241 151H242V154H241ZM246 151V152H245ZM213 152V153H212ZM206 153V154H205ZM237 154V155H236ZM246 154V155H245ZM248 154V155H247ZM145 155V157H147ZM243 157L244 156V158H242L241 156ZM217 157H219V158H217ZM31 159H33V158H30V160ZM155 159H157L156 161H155ZM197 159V160H196ZM219 159V160H218ZM238 159V160H237ZM241 159V160H240ZM243 159H244V161H243ZM246 159V160H245ZM29 160V162H28V164H29V166L30 165H32V164H30L31 162L33 163V161L31 160L30 161ZM213 160V161H212ZM149 161V162H150ZM226 163H225V162ZM242 161V162H241ZM247 161V162H246ZM155 162H157V164L159 165V169L161 170V176H160V174L159 173H157V172H155V168L158 166H156V163ZM220 163V165L219 166H221V167H224V168H222V169H219V168H217V167H215L214 166V164H216V163ZM246 163H248L247 165H246ZM4 164H5V166H4ZM8 164V165H7ZM193 164V165H192ZM10 165V166H9ZM3 166V167H2ZM9 166V167H8ZM154 166H156V167H154ZM186 166L188 167V169H186ZM226 166V167H225ZM6 167H7V169H6ZM30 167H33V165L32 166H30ZM195 169H194V168ZM212 167V168H211ZM240 167L237 169V178L239 179V177H240V179L239 180H241L242 179V177H243V175H242V171L241 172H239L240 171ZM10 168V169H9ZM36 168H39V167H36ZM154 170H153V169ZM158 168H156V169H158ZM182 168V169H181ZM183 168H185V172L183 171ZM211 168V169H210ZM216 168V169H215ZM226 168H227V170H226ZM183 171V173H182V171ZM125 170V171H124ZM151 170H153V171H151ZM169 170V171H168ZM170 170H172L171 172H170ZM186 170H188V171H186ZM206 170H208V171H206ZM215 170H217V171H215ZM12 171H14L13 169H12ZM123 171L125 172V173H123ZM165 171V172H164ZM174 171V172H173ZM179 171H181V173H179ZM213 171V172H212ZM150 172V173H149ZM153 172V173H152ZM194 172H196V174L194 173ZM210 172V173H209ZM215 172V173H214ZM225 172V173H224ZM13 173V172H12ZM15 173V172H14ZM121 173V178L118 176V174H120ZM123 173V174H122ZM144 173H146V174H144ZM164 173V176L162 175ZM185 173V174H184ZM214 173V174H213ZM217 173H219L218 175H217ZM240 173V174H239ZM141 174V175H140ZM150 174V175H149ZM153 174V175H152ZM180 174H184L185 175V177L183 176V175H180ZM191 174H188V177H189V175H190V177H192V175ZM212 174V175H211ZM3 174V172L2 173H0V178H2V179H4V178H6V177H4V176H6V175H4ZM13 176H14V174H12ZM130 176L131 175V177H127V176ZM152 175V176H151ZM178 175V176H177ZM241 175V176H240ZM62 178H66L65 177V175H60ZM122 176H123V178H122ZM126 176V177H125ZM135 176L137 177V178H135ZM159 176V178H156V177H158ZM175 176V177H174ZM216 176V177H215ZM141 177V178H140ZM205 177V178H204ZM17 177H14V179L15 180H17V179H21L20 177L19 178H17ZM126 178V179H125ZM129 178H131L130 179V181L131 182H129ZM135 178V179H134ZM154 178H156V179H154ZM14 179H13V182H14ZM123 179H125V180H123ZM137 180V181H134V180ZM159 179V180H158ZM165 181H164V180ZM170 179H172V180H170ZM35 180H37V179H35ZM34 180V181H35ZM113 180H116L115 182L113 181ZM121 180H123V181H121ZM128 180V181H127ZM163 182H162V181ZM210 180H212V181H210ZM220 182H219V181ZM32 181V185H33V183L34 184H36V186H35V188L37 187L38 188V185L41 183V182H39V184H38V180L37 181ZM108 181V182H107ZM121 181V182H120ZM124 181H125V183H124ZM127 181V182H126ZM139 181V182H138ZM16 182V181H15ZM14 182V183H15ZM102 182H104V184L102 183ZM119 182V183H118ZM124 183V185L125 186H123V185H120L121 183ZM146 182V183H145ZM149 182V183H148ZM165 182V183H164ZM1 183V182H0ZM108 185H107V184ZM122 183V184H123ZM43 184V185H42ZM57 184H58V186H57ZM69 184V185H68ZM105 184H106V186H105ZM119 184V185H118ZM132 184H133V187H131L132 186ZM148 184H150V185H148ZM216 184V185H215ZM221 184V185H220ZM224 184V185H223ZM96 185L98 186V188L96 187ZM119 187H118V186ZM171 185V186H170ZM39 186H44V182L43 183H41ZM69 186H71V187H69ZM90 186H91V188H90ZM100 186H101V188H100ZM105 186V187H104ZM141 186V187H140ZM148 186H149V189H148ZM60 187V189H58V188ZM63 187H65V188H63ZM69 187V188H68ZM102 187H103V189H102ZM116 187V188H115ZM118 187V188H117ZM121 187V188H120ZM123 187V188H122ZM142 187H144V188H142ZM62 188V189H61ZM73 188H75V189H73ZM79 190H78V189ZM99 188H100V190H99ZM172 188H173V190H172ZM221 188H223V189H221ZM40 189H42V188H40ZM72 189V190H71ZM83 191H82V190ZM90 189V190H89ZM99 191H98V190ZM107 189V190H106ZM112 189V192L111 193H109V191ZM115 189V190H114ZM123 189H125V190H130V192H129V190H128V192L127 193H124L125 192V190L123 191ZM138 189V190H137ZM143 189V190H142ZM152 189V190H151ZM166 189V190H165ZM211 189V190H210ZM66 190H68V191H66ZM89 190V191H88ZM94 190V191H93ZM117 190V191H116ZM123 191V193H122V191ZM170 190V191H169ZM213 190V191H212ZM215 190V191H214ZM224 190V191H223ZM102 191V192H101ZM108 191V192H107ZM115 191H116V193L118 194H116L115 193ZM143 192L141 195H140V192ZM144 191L146 192L145 194H144ZM169 191V192H168ZM227 191V192H226ZM82 192H83V194H82ZM96 192V193H95ZM105 192V193H104ZM121 192V193H120ZM136 192V193H135ZM149 192V193H148ZM159 192V193H158ZM168 192V194H166ZM66 193V194H65ZM72 194V196H71V194ZM86 193V194H85ZM90 193V194H89ZM95 193V194H94ZM100 193V194H99ZM107 193V194H106ZM164 193V194H163ZM169 194V195H172V194ZM218 193V194H217ZM77 194V195H76ZM91 194H92V196H91ZM111 194H115L114 196L113 195H111ZM124 194L126 195V197H123L124 196ZM150 194H152L151 196H149ZM0 195H1V192H0ZM65 195V196H64ZM79 195V196H78ZM83 195V196H82ZM86 195V196H85ZM96 195H100V196H98L99 198L100 197H102V198H100L101 199V201H100V199H99V201H100V203H101V206H100V204L99 205H97V207L96 206H94V205H92L93 203V200L96 198ZM106 195H109V196H106ZM121 195V196H120ZM129 195V196H128ZM160 195H162V196H160ZM74 196V197H73ZM76 196V197H75ZM77 196H78V198H77ZM90 196V197H89ZM104 196V197H103ZM106 196V197H105ZM135 196V197H134ZM148 196V197H147ZM153 196V197H152ZM216 196V197H215ZM71 197V198H70ZM108 197V198H107ZM119 197V198H118ZM152 199H151V198ZM2 200H0V201H4L5 200V198H6V196H5V198L1 195V197H0ZM61 198V199H60ZM68 198V199H67ZM88 198V199H87ZM106 198H107V203H106ZM110 198V199H109ZM147 198H149V199H147ZM228 198V199H227ZM31 199H32V197H31ZM66 199V200H65ZM75 199V200H74ZM79 199V200H78ZM86 199V200H85ZM105 201H103V200ZM114 199V200H113ZM120 199H121V201H120ZM154 199V200H153ZM6 200L8 201L9 200V198H6ZM5 200V201H6ZM60 200H61V203H60ZM142 200V201H141ZM143 200L145 201V200H147V201H145V202H143ZM151 200V201H150ZM4 201V202H5ZM10 201V200H9ZM32 201V200H31ZM56 201H57V198H56ZM75 201V202H74ZM138 201H139V204H138ZM141 201V202H140ZM220 201H221V203L222 204H224L225 206H223L221 203H220ZM74 203V205H73V203ZM118 202H120V204L122 203V202H124L122 205H118ZM142 202H143V204L145 203L146 204V202H147V204L146 205H144L143 206V204H142ZM1 203V202H0ZM12 203V204H11ZM20 201H18V202H16L15 200H13V201H11V202H9V203H7V202H5V203H2V204H0V207H6V206H11V205H14V206H11V207H13V208H16V207H19V205H20ZM67 203H68V205H67ZM70 203V204H69ZM84 203V204H83ZM110 204V206H108L109 204ZM114 203V204H113ZM117 203V204H116ZM130 203V204H129ZM152 203V204H151ZM216 203V204H215ZM231 203H232V205H231ZM9 204H11V205H9ZM22 204V203H21ZM65 206H64V205ZM108 204V205H107ZM137 204V205H136ZM149 204V205H148ZM204 204V203H203ZM260 204V205H259ZM262 204V205H261ZM2 205V206H1ZM67 205V206H66ZM117 205V206H116ZM128 205V206H127ZM134 206V207H132V206ZM228 205V206H227ZM73 206V207H72ZM103 206V207H102ZM105 206V207H104ZM117 208H116V207ZM143 206V207H142ZM147 206V207H146ZM149 206H150V208H149ZM204 206H208V204L206 203ZM219 206V207H218ZM223 206V207H222ZM263 206V207H262ZM70 207V208H69ZM107 207V208H106ZM114 209H113V208ZM119 207V208H118ZM145 207V208H144ZM212 207H210L211 209H212ZM20 208V207H19ZM66 208V209H65ZM73 208V209H72ZM104 208V209H103ZM124 208V209H123ZM133 208V209H132ZM142 208H144V209H142ZM146 208H147V211H146ZM153 208H156L157 210L155 211V209L154 210H152ZM69 209V210H68ZM85 209V210H84ZM107 209V211H105ZM113 211V212H111V210ZM117 209H119V210H117ZM139 209H141L140 210V212H139ZM150 209H151V211H150ZM163 211H162V210ZM262 209V210H261ZM72 210V211H71ZM100 210V211H99ZM110 212H109V211ZM116 210H117V212H116ZM120 210H122V211H120ZM217 210V211H218ZM87 211V212H86ZM97 211V212H96ZM145 211V212H144ZM148 211H149V213H148ZM219 211V212H220ZM70 212V213H69ZM125 214H124V213ZM154 212H155V214H154ZM263 212V213H262ZM123 213V214H122ZM152 213V214H151ZM160 213V214H159ZM119 214V215H118ZM84 215H86V216H84ZM144 215V219H146L147 217ZM157 215V216H156ZM166 215V217H168ZM87 216H88V218H87ZM90 216V217H89ZM103 216V217H102ZM83 217V218H82ZM114 217V218H113ZM126 217V218H125ZM179 217H181V216H179ZM178 216L177 217H174V220H175V222H177V223H179V224H181L182 225V223H183V220H182V218H179ZM242 218V220H241V218ZM260 217V218H259ZM262 217V218H261ZM44 218H47V217H42V219H40V221L41 222H44L45 224H43V225H46V223H48L50 220H49V218L48 219H44ZM87 218V219H86ZM147 218V219H148ZM172 218V220H173V217H171ZM176 218V219H175ZM177 218H179V219H177ZM255 218V219H254ZM257 218V219H256ZM87 220H89V222L87 221ZM173 220V221H174ZM180 220H182V222L180 221ZM234 220V221H233ZM250 222H249V221ZM252 220V221H251ZM259 220V221H258ZM261 220V221H260ZM95 221V222H94ZM128 221V222H127ZM241 221H243V222H241ZM249 222V224H247L248 222ZM255 221H256V223H255ZM93 222V223H92ZM239 222V223H238ZM261 224H260V223ZM97 223V224H96ZM129 223V224H128ZM185 223V222H184ZM252 223H255V225L254 224H252ZM49 224V223H48ZM102 224V225H101ZM125 224V225H124ZM238 224L240 225V227L238 226ZM242 224H243V226H242ZM116 225V226H115ZM122 225V226H121ZM185 225H187L186 223L185 224H183V226H185ZM245 225V226H244ZM248 225V226H247ZM251 225V226H250ZM253 225V226H252ZM257 225V226H256ZM261 225V226H260ZM90 226V227H89ZM99 226V227H98ZM115 226V227H114ZM240 228L239 229V231H237L238 230V227ZM263 226V227H262ZM83 227V228H82ZM104 227V228H103ZM121 227V228H120ZM128 227V228H127ZM229 227H231V229L229 228ZM233 227H234V231H233ZM237 227V228H236ZM244 227V228H243ZM248 227V229H250V228H253V229H256V231L259 233V235H258V233L255 231V232H251V229L250 230H247V229H245V228H247ZM94 228V229H93ZM96 228V229H95ZM117 228V229H116ZM127 228V229H126ZM153 229V232H152V229ZM227 228V229H226ZM107 229V230H106ZM119 229V230H118ZM121 229V230H120ZM148 229V230H147ZM225 229H226V231H225ZM229 229V230H228ZM236 229V230H235ZM247 230V231H245V230ZM253 229H252V231H253ZM80 230V231H81ZM90 230H92L91 232H90ZM98 230V231H97ZM102 232H101V231ZM103 230H104V232H103ZM106 230V231H105ZM117 230H118V232H117ZM141 230V231H140ZM146 230V231H145ZM188 230H190L189 228H188ZM192 230V229H191ZM228 230V231H227ZM89 231V232H88ZM100 231V232H99ZM108 231H112V232H108ZM121 231V232H120ZM143 231V232H142ZM231 231V232H230ZM237 231V232H236ZM86 232H88V233H91V234H88V233H86ZM94 232V233H93ZM108 233V235L109 236H107L106 234ZM145 232H146V234L148 235H146L145 234ZM150 232V233H149ZM193 234H192V233ZM242 234H241V233ZM246 234H245V233ZM247 232H249V233H247ZM101 233V234H100ZM103 233V234H102ZM105 233V234H104ZM111 234V237H110V234ZM120 234L119 236L117 235V234ZM229 233H230V235H229ZM238 233H240V234H238ZM251 233V234H250ZM254 233H255V235H258V236H256L255 237V235H254ZM96 234H98V235H96ZM115 234L117 235V236H115ZM151 236H150V235ZM191 234H192V236H191ZM228 235V237H226V235ZM232 234V235H231ZM250 234V236H248ZM253 234V235H252ZM87 235V236H86ZM92 235H94L93 237H94V239H93V237H92ZM114 235V236H113ZM139 236V238H138V236ZM142 235V237L145 239V241H146V243H145V241H142L143 240V238H141L140 236ZM234 235V236H233ZM238 235H240V237H241V239H243V240H241L240 239V237H238ZM99 236H102V237H99ZM106 236V237H105ZM137 236V237H136ZM150 236V237H149ZM225 236V237H224ZM233 236V237H232ZM243 236H245V237H243ZM248 236V237H247ZM92 238V240H96V241H94L95 242V244H93L94 242L91 240V238ZM105 237V238H104ZM113 237H114V239H113ZM116 237H117V239H116ZM147 237H149V238H147ZM224 237V238H223ZM232 237V238H231ZM249 237H250V240H249ZM251 237L256 241V243L258 244V242H259V246L261 247V249H260V247H258V245L257 244H254L255 242H254V240L253 239H251ZM262 237V238H261ZM12 239H10V241H12L13 239V241H12V244L10 243V247H8V245H7V247H8V251H6L8 254H10L12 251H16V250H18V248H19V243H18V238L17 237H11ZM17 238V240L15 241V239ZM107 238V239H106ZM111 238V239H110ZM119 238V239H118ZM130 238H132V239H130ZM141 238V239H140ZM147 238V239H146ZM154 238V240H153V242L151 243L150 241L152 240ZM197 240H199L200 239V241H198V242H200L199 244L197 243V245L195 246L194 244H196V243H194V240L196 241V239ZM199 238V239H198ZM238 238V239H237ZM256 238V239H255ZM100 239V240H99ZM158 239V241H155V240H157ZM194 239V240H193ZM204 240V241H206V243L204 244V241L202 242L201 240ZM206 239V240H205ZM214 239V240H213ZM226 239H228V241L226 240ZM240 239V241H238ZM259 241H258V240ZM261 239V240H260ZM91 242H90V241ZM98 240V241H97ZM101 240H102V242H101ZM104 240H105V243H104ZM110 240H111V242H110ZM118 242H117V241ZM119 240H121V241H119ZM127 240L130 242H127ZM137 240H138V242H137ZM150 240V241H149ZM160 240V241H159ZM235 240V241H234ZM15 241V242H14ZM100 241V242H99ZM125 241H126V244H125ZM142 241V242H141ZM207 241H209L208 243H207ZM211 241H212V243H211ZM226 241V242H225ZM243 241V242H242ZM262 241V242H261ZM93 242V243H92ZM98 242V244L96 245V243ZM108 242V243H107ZM115 242V243H114ZM121 242V243H120ZM135 242V243H134ZM151 243L152 244V246H150L151 244H149V243ZM157 242V243H156ZM170 242V243H169ZM172 242V243H171ZM202 242V243H201ZM241 242H242V244H241ZM261 242V243H260ZM16 243V244H15ZM112 243V244H111ZM119 245H118V244ZM136 243H139V245L138 244H136ZM155 243V244H154ZM159 243V244H158ZM164 243H165V241H164ZM189 244L188 246H187V244ZM240 243V244H239ZM14 244V245H13ZM100 244V245H99ZM104 244V245H103ZM112 245V247H114V249L113 248H111V245ZM125 244V246H123ZM129 246H128V245ZM146 244V245H145ZM156 244H158V245H156ZM172 246H171V245ZM208 244V245H207ZM248 244V243H247ZM261 244V245H260ZM13 245V246H12ZM16 245H17V248H15L16 247ZM86 245V244H85ZM93 245H95V246H93ZM110 247H109V246ZM116 245V246H115ZM118 245V246H117ZM133 246V247H131V246ZM140 245H141V247H140ZM148 245V246H147ZM153 245H156L155 247L153 246ZM175 245H177V247L175 246ZM217 245V246H216ZM241 245H243L245 248H242L243 246H241ZM256 245V246H255ZM11 246H12V248H11ZM104 248H103V247ZM121 246L123 247V250H122V248H121ZM128 246V247H127ZM137 248H136V247ZM139 246V247H138ZM143 246H145V247H143ZM152 248V250H150L151 248ZM158 246V247H157ZM182 247V249H181V247ZM195 248H194V247ZM116 247H117V249H116ZM119 247V248H118ZM148 247V248H147ZM154 247V248H153ZM160 247V248H159ZM171 247H172V250L171 251H169L170 249H171ZM187 247H188V249H187ZM194 249H193V248ZM210 247H212V248H210ZM216 247V248H215ZM239 247H241V249L243 250L242 252H240V249H239ZM259 249V251H258V253H257V248ZM102 248V249H101ZM121 248V249H120ZM128 249V250H126V249ZM142 250H141V249ZM146 248V249H145ZM158 250H157V249ZM167 248H169V249H167ZM175 248V249H174ZM211 249V250H209V249ZM10 249H12V250H10ZM16 249V250H15ZM101 249V250H100ZM114 250V252H118L117 254H118V257L120 258V256L122 257V258H118L116 255H115V253L113 252V250ZM120 249V250H119ZM135 249H136V251H135ZM139 251H138V250ZM154 249V250H153ZM160 249H161V251H160ZM192 249V250H191ZM199 249H200V251H199ZM252 249H254V251L252 250ZM256 249V250H255ZM116 250V251H115ZM144 250V251H143ZM146 250H147V252H146ZM149 250V251H148ZM174 250H175V252H177V254L174 252ZM178 250H179V252H178ZM194 250H196V252L194 251ZM252 251V256L253 255H255V257L253 256V257H251L250 256V254H251V251ZM110 251V252H109ZM138 251V253H135V252H137ZM143 251V252H142ZM154 251V252H153ZM158 252V254H157V252ZM182 251H183V254H182ZM184 251H185V253H187L188 251L190 252V253H187V255H185L184 254ZM209 251V252H208ZM119 252H122L121 254L119 253ZM126 252H127V254H126ZM133 252V253H132ZM142 252V253H141ZM145 252H146V254H145ZM149 252H151L152 253V255H150V253ZM172 252H173V254H172ZM193 254H192V253ZM255 252V253H254ZM108 253V254H107ZM114 253V254H113ZM125 253V254H124ZM130 253H132V254H130ZM148 253V254H147ZM154 253L155 254H157V255H154ZM160 253H162V254H160ZM180 253V254H179ZM248 255H247V254ZM107 254V255H106ZM133 254H135V255H133ZM165 255V257L164 256H161V255ZM261 255V256H259V255ZM130 255H132V256H130ZM137 255V256H136ZM167 255V256H166ZM169 255H172L171 257H172V261H171V257L170 258H166V257H168ZM176 255V256H175ZM189 255V256H188ZM192 255V256H191ZM245 255H247V256H245ZM259 256V257H257V256ZM111 256H116L115 258L114 257H111ZM128 258H127V257ZM136 256V257H135ZM141 256V257H140ZM144 256L146 257V258H144ZM149 256V257H148ZM158 256V257H157ZM175 256V259L173 258ZM178 256V257H177ZM180 256V257H179ZM188 256V257H187ZM249 256V257H248ZM57 256H55V257H53V260H54V258H55V260L53 261V260H51V261H53V262H49L50 264H60V263H58L59 261H58V258H56ZM124 257H126L125 259H123ZM131 257V258H130ZM133 257V258H132ZM136 259H135V258ZM177 257V258H176ZM196 257V258H195ZM246 257H248V259L246 258ZM257 257V259H254V258H256ZM263 257V258H262ZM150 258V259H149ZM184 258V259H183ZM192 258V259H191ZM52 259V258H51ZM119 259V260H118ZM121 259H123V260H121ZM135 259V260H134ZM140 259V260H139ZM143 259V260H142ZM173 259L175 260V261H173ZM261 259H263V260H261ZM114 260H116V261H114ZM131 260V261H130ZM156 260V261H155ZM158 260V261H157ZM161 260V261H160ZM183 260V261H182ZM197 260V261H196ZM261 260V261H260ZM122 261V262H121ZM133 261V262H132ZM165 261V262H164ZM166 261H169V262H166ZM158 262V263H157ZM163 262V263H162ZM178 262V263H177ZM180 262V263H179ZM224 263H220V264H229V263H231L230 261H227V262H229V263H227L226 261H223ZM215 264H219V263H216V262H214ZM259 263V264H260ZM233 264V263H232Z\"/></svg>", "mask_w": 264, "mask_h": 264}, {"label": "bare ground", "instance_id": "bare-ground-1", "mask_svg": "<svg viewBox=\"0 0 264 264\" xmlns=\"http://www.w3.org/2000/svg\"><path fill=\"white\" fill-rule=\"evenodd\" d=\"M34 2H32V0H0V36L2 35V33L3 32H1V31H3L2 29H4V33H5V35L3 36V37H7L6 36V33L7 34H10L11 35V33H14V36L15 35H20V36H22L23 37V42H22V44L24 45V46H21L22 47V53L21 52H17V55H18V58H14V60L16 61V62H14V64H16L18 61H20L19 63H17V64H19L18 66H17V68L16 69H19V70H17V71H15L14 72V69H12V71H10V73H6V74H3V76L1 77V79H0V81H2V83H4L3 84V96L2 97H0V103H1V105H0V110L2 111V115H3V112L4 111H9V108H8V106L6 105V101H7V99H6V97H5V94H6V91H8V88H7V86L5 87V84L7 85L8 83V81H9V83H10V80H14V81H16V80H18L20 77H23V76H25V79L23 80V82H21L20 84H17L18 85V94H20L21 95V97H29V95H33L34 94V90H33V88L34 87H36L37 89H39V87L41 86V85H44L45 83H51V82H53L54 80H60V79H64V77H67L68 75H70L71 73H69L68 71H72V70H75L76 68H79L80 70H81V68H84L83 69V71L84 70H86L85 72H86V74H87V76L85 75V77L87 78H89L90 76H88V75H92V77H90V78H92L90 81L91 82H96V80L97 81H99V82H101L104 86H106V85H108V83H111L110 81H112L113 79H114V77H113V74L110 72V71H112V67L115 65V64H109L108 63V65H106V67L105 68H107V70H104V67L103 66H101V67H103V70H102V72H108L107 74L105 73V74H100L101 73V71H100V69H99V71L98 70H96L94 67L96 66L95 65V59L94 60H92V62H85L84 60L85 59H83L82 60V57L81 58H79V56H78V58L76 57V56H72L71 54H67V50H68V46L69 45H67V49L65 50V52H64V50L63 49H61V48H64V47H66V45L64 46V45H62L61 44V40L59 39V42H58V40H56V39H54V38H51V37H48L49 39L47 40L46 39V37H45V39L47 40H45L44 38H42L41 36H43V35H41L40 36V28H39V22L40 21H45L46 19L48 20V18H50V20H51V18H53L56 14H59V12L57 13V12H55L56 10H54L56 7H55V5H54V7L55 8H53V6L51 7V4H52V2H56V0H54V1H52V0H33ZM60 1H64V0H60ZM73 1V0H72ZM173 1V0H172ZM191 1V0H190ZM196 1V0H195ZM198 1V0H197ZM196 1V2H197ZM213 2H214V0H212ZM212 1H210V2H212ZM259 1V0H258ZM59 2V1H58ZM65 2V1H64ZM64 2H61V3H64ZM165 2V1H164ZM167 2V1H166ZM169 2H171L170 0H169ZM178 2V1H177ZM181 2V1H180ZM201 2V1H200ZM264 2V1H263ZM31 3H34L35 4V7H33L32 9L34 10V8H35V10L36 11H34V12H32L31 13V11H30V21H29V23H27V25H26V27H19L18 26V23H14V21L13 20H11V17H10V14H9V12L10 11H8V10H10L11 8H16V7H22V4L23 5H30ZM163 3V2H162ZM175 3V2H174ZM198 3V2H197ZM202 3H203V1H202ZM75 4V3H74ZM165 4V3H164ZM171 4V3H170ZM177 4V3H176ZM210 4V3H209ZM252 4V3H251ZM60 5V4H59ZM63 5V4H62ZM142 5V4H141ZM158 5V4H157ZM167 5V4H166ZM172 6H173V3L171 4ZM175 5V4H174ZM193 5V4H192ZM64 6V5H63ZM140 6V5H139ZM143 6V5H142ZM146 6H147V4H146ZM145 6V7H146ZM163 6V5H162ZM168 6H170V5H168ZM208 6V5H207ZM212 6H214V5H212ZM10 7V8H9ZM24 7V6H23ZM27 7H29V9H31L30 7H32V6H27ZM76 7V6H75ZM155 7V6H154ZM153 7V8H154ZM175 7V6H174ZM197 7V6H196ZM202 7V6H201ZM206 7V6H205ZM222 7V6H221ZM260 7V6H259ZM54 10H52V9ZM144 8V7H143ZM147 8V7H146ZM164 8V7H163ZM167 8V7H166ZM209 8V7H208ZM214 8H217V7H214ZM25 9H28V8H25ZM24 9V11H26ZM31 9V10H32ZM51 9V10H50ZM58 9V8H57ZM75 9V8H74ZM198 9H199V7H198ZM198 9H197V11H198ZM225 9V8H224ZM258 9V8H257ZM15 10H17V9H15ZM48 10H50V12H48ZM134 10V9H133ZM152 10V9H151ZM173 10V9H172ZM193 10V9H192ZM202 10V9H201ZM208 12H209V10L208 9H206ZM211 10V9H210ZM222 10V9H221ZM19 11V10H18ZM22 11V10H21ZM23 11V12H24ZM60 11V10H59ZM79 11V10H78ZM168 11H170V10H168ZM188 11V10H187ZM195 11V10H194ZM196 11V12H197ZM251 11V10H250ZM28 12H29V10H28ZM61 12V11H60ZM135 12V11H134ZM189 12H191V11H189ZM204 12V11H203ZM219 12H221V11H219ZM12 13V12H11ZM16 13V12H15ZM61 13H63V12H61ZM69 13V12H68ZM73 13V12H72ZM157 13V12H156ZM163 13V12H162ZM200 13V11L198 12V14ZM210 13H211V11H210ZM209 13V14H210ZM215 13V12H214ZM254 13V12H253ZM255 13H257V14H260V13H263L264 14V10H261V11H257V12H255ZM19 14L21 15V12L19 11ZM160 14V13H159ZM189 14V13H188ZM193 15H194V13H192ZM218 14V13H217ZM256 14V15H257ZM14 15V14H13ZM12 15V16H13ZM24 15H27V13L26 12H24ZM61 15V14H60ZM156 15V14H155ZM154 15V16H155ZM193 15H190V16H193ZM200 15V14H199ZM199 15H194L195 17H197V16H199ZM202 15V14H201ZM226 15V14H225ZM246 15V14H245ZM57 16V15H56ZM64 16V15H63ZM78 16V15H77ZM134 16V15H133ZM140 16V15H139ZM186 16V15H185ZM193 16V17H194ZM213 17H214V15H212ZM219 16V15H218ZM260 17H262L261 16V14L259 15ZM72 17V16H71ZM70 17V18H71ZM141 17H143V16H141ZM160 17V16H159ZM174 17V16H173ZM184 17V16H183ZM211 17V16H210ZM245 17V16H244ZM247 17V16H246ZM245 17V18H246ZM255 17V16H254ZM263 17H264V15H263ZM59 18V17H58ZM65 18V17H64ZM63 18V19H64ZM154 18V17H153ZM163 18H165V17H163ZM186 18V17H185ZM192 18V17H191ZM247 18H249V17H247ZM253 18V17H252ZM25 19V18H24ZM152 19V18H151ZM157 19V18H156ZM167 19V18H166ZM174 19H175V17H174ZM177 19V18H176ZM200 19L201 18H199L198 17V20L200 21ZM202 19H204V18H202ZM201 19V21H203ZM212 19V18H211ZM19 20V19H18ZM40 20V21H39ZM70 20H72V19H70ZM138 20H139V18H138ZM149 21H150V19H148ZM153 20V19H152ZM162 20H164V19H162ZM180 20V19H179ZM185 20V19H184ZM187 20H189V18L187 19ZM190 20H194V19H190ZM197 20V21H198ZM251 20V19H250ZM253 20V19H252ZM55 21V20H54ZM63 21V20H62ZM73 22L72 23H74V20H72ZM200 21V22H201ZM211 21V20H210ZM228 21V20H227ZM230 21V20H229ZM256 21V20H255ZM46 22V21H45ZM68 22H69V18H68ZM134 22V21H133ZM141 22H142V20H141ZM163 22V21H162ZM162 22H160L161 24H162ZM190 21H188L187 23H189ZM193 21H191V23H192ZM194 22H195V20H194ZM226 22V21H225ZM261 22V21H260ZM48 23H49V21H48ZM67 23V22H66ZM143 23V22H142ZM171 23H172V21H171ZM184 23H185V21H184ZM203 23H205V22H203ZM227 23V22H226ZM46 24V23H45ZM69 24V23H68ZM133 24V23H132ZM136 24V23H135ZM145 24V23H144ZM148 24V23H147ZM158 24V23H157ZM156 24V25H157ZM163 24H164V22H163ZM176 24V26H177V23H175ZM180 24V23H179ZM178 24V25H179ZM186 24V23H185ZM63 25V24H62ZM75 25V24H74ZM140 25V24H139ZM142 25V24H141ZM155 25V24H154ZM159 26V28H160V30L163 32L164 30H162L161 29V27H163L164 25H160V24H158ZM170 25V27L172 26V24H168V26ZM174 25V24H173ZM181 25V24H180ZM184 25V24H183ZM183 25H182V27H183ZM200 26L202 25V22H201V24H199ZM207 25H208V23H207ZM262 25V24H261ZM42 26H43V24H42ZM47 26H48V24H47ZM146 26V25H145ZM149 26V25H148ZM168 26H165V27H168ZM173 27V29H177V27ZM185 26V25H184ZM188 26H191V24L190 25H188ZM188 26H185L186 28H184V29H188ZM198 26V25H197ZM260 26V25H259ZM258 26V27H259ZM130 27V26H129ZM201 27H204L203 25L201 26ZM205 27H206V25H205ZM264 27V26H263ZM45 28V27H44ZM134 28V27H133ZM142 28H143V26H142ZM155 29H154V31H157L156 30V28H157V26H155L154 27ZM199 28V27H198ZM197 28V29H198ZM213 28V27H212ZM255 28V27H254ZM50 29H52V28H50ZM178 29H179V27H178ZM191 29V28H190ZM189 29V30H190ZM202 29H204V28H202ZM214 29V31H215V28H213ZM218 29V28H217ZM253 29V28H252ZM54 30V29H53ZM78 30V29H77ZM135 30V29H134ZM133 29H132V32L134 31ZM209 30H211L210 28H209ZM208 30V31H209ZM263 30H264V28H263ZM263 30H261V31H263ZM140 31V30H139ZM159 31V30H158ZM166 31V30H165ZM202 31V30H201ZM200 31V32H201ZM223 31V30H222ZM253 31H254V29H253ZM57 32V31H56ZM99 32V31H98ZM136 32H137V30H136ZM169 32H171V31H169ZM186 32V31H185ZM193 32V31H192ZM198 32V31H197ZM199 32V33H200ZM203 32V31H202ZM201 32V33H202ZM207 32V31H206ZM206 32H203L204 34H206ZM212 32V31H211ZM129 33V32H128ZM190 33V32H189ZM202 33V34H203ZM247 33V32H246ZM257 33V32H256ZM260 33V32H259ZM57 34V33H56ZM63 34V33H62ZM145 34V33H144ZM156 34V33H155ZM243 34V33H242ZM131 35V34H130ZM187 35V34H186ZM192 35V34H191ZM213 35V34H212ZM249 35V34H248ZM253 35V34H252ZM251 35V36H252ZM31 36H33V37H31ZM46 36H48V35H46ZM51 36V35H50ZM210 36V35H209ZM247 37V40L246 41H244V42H242V39H244V37L241 39V38H239V39H241V41L238 39V37H237V42H239V43H235V45L234 46H232L231 47V51L233 52V53H235L236 52V54L238 53V55H240L241 53H244L245 54V56H246V54L248 53V56H249V53L253 50V49H255V51H257V52H254V50H253V52L256 54V53H258L261 57H260V59H263L264 60V38H261V37H264V32L261 34H256L255 36H252V37ZM34 37H36L37 39H36V41L39 39V42L37 41V42H35L34 41ZM52 37H53V35H52ZM86 37V36H85ZM93 38H94V36H92ZM203 37V36H202ZM208 37V36H207ZM64 38V37H63ZM79 38V37H78ZM97 38V37H96ZM227 38V37H226ZM231 38V37H230ZM230 38H228L229 40H230ZM2 39V38H1ZM61 39H62V37H61ZM181 39V38H180ZM202 39V38H201ZM200 39V40H201ZM204 39V38H203ZM232 39H234V36L231 38V40ZM80 40V39H79ZM195 40V39H194ZM217 40H219L218 42H220V38H212V39H208V40H206L205 41V44H212L213 45V43L215 44L214 46H212L211 48L212 49H215V50H217L219 47H220V45L218 44V45H216L217 44ZM226 40V39H225ZM223 41V39H222V41H223V43L225 42L226 43V41ZM235 40V39H234ZM239 40V41H238ZM31 41V42H30ZM70 41H72V40H70ZM89 41V40H88ZM94 41V40H93ZM175 41H176V39H175ZM181 41V40H180ZM73 42H75V41H73ZM78 42V41H77ZM81 42V41H80ZM83 42V41H82ZM91 42V41H90ZM178 42V41H177ZM177 42H171L170 41V45H172L173 47H174V45L175 46H181V47H183L184 46V44L183 43H185V42H183L182 43V41H181V43H182V45H181V43H177ZM216 42V43H215ZM227 42H228V40H227ZM230 42V41H229ZM233 42V41H232ZM27 43H31V44H33L34 46H37L38 45V47L39 48H41L43 51L45 50L46 51V56H42V58L39 56V55H32L33 53H35V51H36V49L38 50V48H33L32 49V47H30V46H27L26 44ZM69 43V42H68ZM87 43V42H86ZM165 43V42H164ZM166 43H167V41H166ZM188 43H190L189 41H187V44ZM203 43H204V41H203ZM12 44H14V43H12ZM75 44V43H74ZM81 44V43H80ZM91 44H93V43H91ZM97 44V43H96ZM96 44H94V45H96ZM101 44V43H100ZM186 44V43H185ZM186 44V45H187ZM209 44V45H210ZM233 44V43H232ZM32 45V46H33ZM168 45V44H167ZM196 45V44H195ZM202 45V44H201ZM204 45V44H203ZM62 46H64V47H62ZM70 47V46H69ZM75 47V46H74ZM77 47V46H76ZM75 47V48H76ZM83 47V46H82ZM95 47V46H94ZM97 47V46H96ZM169 47H171V46H169ZM224 47V46H223ZM222 47V48H223ZM225 47H226V44H225ZM73 48V47H72ZM74 48V49H75ZM77 48H79V47H77ZM76 48V49H77ZM85 49H88L89 47H87V45L84 47ZM207 48H209V47H207ZM221 48V49H222ZM65 49V48H64ZM70 50H72L71 48H69ZM81 49V48H80ZM80 49H78V50H80ZM174 49V48H173ZM220 49V48H219ZM228 49V48H227ZM233 49V50H232ZM252 49V50H251ZM96 50H97V48H96ZM143 50H147L148 51V49H147V47H146V49L144 48ZM143 50H141V51H143ZM185 50V49H184ZM225 50V52H228L229 50H227L226 51V48L224 49ZM69 51V50H68ZM83 51H84V49H83ZM83 51H82V53H83ZM86 51V50H85ZM220 51V50H219ZM218 51V52H219ZM3 53V54H12V52L9 50V48L7 47V45L6 46H1V50H0V53ZM79 52V51H78ZM81 52V51H80ZM87 52V51H86ZM98 52V51H97ZM150 52V51H149ZM154 52V51H153ZM171 52V51H170ZM173 52V51H172ZM222 52V51H221ZM75 53V52H74ZM133 53V52H132ZM144 53H146V51L144 52ZM166 53V52H165ZM223 53V52H222ZM233 53H229V54H233ZM252 53V52H251ZM80 54V53H79ZM88 54H89V50H88ZM135 54V53H134ZM136 54H137V52H136ZM141 54V53H140ZM153 54H155V53H153ZM170 54V53H169ZM236 54H234V55H236ZM257 54V55H258ZM1 56H2V54H0ZM87 55V54H86ZM91 55V54H90ZM93 55V54H92ZM143 55H145V54H143ZM160 55V54H159ZM242 55L243 54H241V57H242ZM256 55V56H257ZM7 55H5V57H6ZM10 56V55H9ZM12 56H13V54H12ZM85 56V55H84ZM89 56V55H88ZM136 56V55H135ZM141 56V55H140ZM147 56V55H146ZM146 56H144V57H146ZM148 56H150V55H148ZM156 56V55H155ZM154 56V57H155ZM224 57H225V55H223ZM17 57V56H16ZM99 57V56H98ZM123 57V56H122ZM126 57V56H125ZM150 57H152V55L150 56ZM153 57V58H154ZM158 57V56H157ZM167 57V56H166ZM223 57V58H224ZM232 57V56H231ZM237 57V56H236ZM235 57V58H236ZM244 57V56H243ZM247 57V56H246ZM250 57V56H249ZM258 57V56H257ZM7 59H8V57H6ZM6 58H1L2 59V62L4 61L3 59H5L6 60ZM12 57L10 56V59H11ZM131 58V56L129 57V59ZM9 59V60H10ZM92 59V58H91ZM122 59V58H121ZM127 59H128V56H127ZM126 59V60H127ZM132 59V58H131ZM155 59V58H154ZM225 59V58H224ZM226 59H228V58H226ZM233 59V58H232ZM236 59H238V58H236ZM243 59V58H242ZM246 59V58H245ZM12 60H13V58H12ZM11 60V61H12ZM88 60H90V59H88ZM123 60V59H122ZM125 60V59H124ZM123 60V61H124ZM133 60V59H132ZM153 60V59H152ZM156 60V59H155ZM228 60H230V59H228ZM235 60V59H234ZM1 61V60H0ZM33 61H35L37 64H34L35 62H33ZM40 61V62H39ZM91 61V60H90ZM107 61V60H106ZM112 61V60H111ZM137 61V60H136ZM135 61V62H136ZM140 61V60H139ZM151 61V60H150ZM233 61V60H232ZM236 61V60H235ZM237 61H239V59L237 60ZM7 62V61H6ZM33 62V65L31 64ZM109 62V61H108ZM234 62V61H233ZM259 62V61H258ZM4 63V62H3ZM3 63H2V65H3ZM118 63V66L116 65V67L114 66V68H119V67H121V65L119 66V61L117 62ZM155 63V62H154ZM192 63V62H191ZM262 63V62H261ZM264 63V62H263ZM12 64V63H11ZM106 64V63H105ZM125 64V63H124ZM123 64V65H124ZM128 64V63H127ZM158 64V63H157ZM259 64V63H258ZM43 65H45V67L43 66ZM104 65V64H103ZM130 65V64H129ZM153 65V64H152ZM260 65H262V64H260ZM41 66V67H40ZM59 66V67H58ZM135 66V65H134ZM192 66H193V64H192ZM196 65L194 64V67H188V69H184L183 70V74L185 75V76H187V77H189V78H192V79H194V80H197L198 82H200L201 84H202V86H203V88H204V90L206 91V93H207V95L209 96V94H210V96L214 99L215 98V103L217 102V105L215 104V107H214V109H215V112L217 111V110H221L220 108H219V106L220 105H222V100H221V98L219 97V95L216 97V94H218L217 93V89L215 88V86L213 85V83H211V82H209V79L211 78H206L207 76L205 75V74H207V73H203V72H201V70L200 69H198L197 67H195ZM263 66V65H262ZM7 67V66H6ZM36 67H38L37 68V70H35V68ZM58 67V68H57ZM85 67H86V69H85ZM90 67H92V68H90ZM129 67V66H128ZM78 69V70H79ZM98 69V68H97ZM121 68H119L118 70H120ZM130 69V68H129ZM143 69V68H142ZM181 69V68H180ZM203 69V68H202ZM96 70V72L98 71V75H99V77H98V75H97V77H94L93 75L94 74H96V73H94V74H92L94 71ZM113 70H115V69H113ZM117 70V71H118ZM131 70H133V68L131 69ZM76 71V70H75ZM163 71V70H162ZM92 72V73H91ZM110 72V73H109ZM120 72V71H119ZM81 74V73H80ZM79 74V75H80ZM132 74H133V71H130V70H127L126 72H124V75L123 74H121V75H123V78L125 77L126 79L127 78H129V79H132L133 78V76H132ZM102 75V76H101ZM155 75V74H154ZM183 75V76H184ZM207 75H209V74H207ZM150 76V75H149ZM81 77V76H80ZM83 77V76H82ZM112 77H113V79H112ZM132 77V78H131ZM135 77V76H134ZM148 77V76H147ZM79 78V77H78ZM123 78L121 79V80H123ZM124 78V79H125ZM139 78V77H138ZM155 78V77H154ZM81 81H83L81 78H79ZM83 79H84V77H83ZM117 79V78H116ZM143 79V78H142ZM207 79H208V81H207ZM78 80V79H77ZM80 80L78 81V83L79 84H81L80 83ZM115 80V79H114ZM128 80V79H127ZM136 80V79H135ZM134 80V81H135ZM211 80V79H210ZM116 81V80H115ZM139 81H141V80H139ZM77 82V81H76ZM76 82H74V83H76ZM119 82H120V80H119ZM118 82V83H119ZM123 82H126V81H123ZM86 83H88V82H86ZM97 83V82H96ZM113 83V82H112ZM117 83V82H116ZM78 84V85H79ZM121 84H123V83H121ZM76 85V84H75ZM99 85H101V84H99ZM120 85V84H119ZM252 85V83H251V81L249 80V81H247V89H249L250 88V86ZM254 85V84H253ZM55 86V85H54ZM72 86V85H71ZM85 86V85H84ZM165 86H166V88L164 87V91L162 92V97H161V99L159 100L161 103H166V102H168V101H170V100H172V99H174V100H176V98H175V94H174V91L172 90V87L174 86V81H170V82H166V84H165ZM107 87V86H106ZM136 87V86H135ZM14 88V87H13ZM54 88H56V87H54ZM59 88V87H58ZM84 88V87H83ZM109 88V87H108ZM119 88V87H118ZM131 88V87H130ZM137 88V87H136ZM245 88V87H244ZM60 89V88H59ZM66 89H67V86H66ZM74 89V88H73ZM82 89V88H81ZM87 89V88H86ZM123 89V88H122ZM14 90V89H13ZM57 90V89H56ZM62 90V89H61ZM61 90L60 91H58V92H61ZM64 90V89H63ZM62 90V91H63ZM83 90V89H82ZM90 90V89H89ZM135 90V89H134ZM141 90V89H140ZM54 91V90H53ZM67 91V90H66ZM69 91V90H68ZM73 91V90H72ZM77 91V90H76ZM99 91V90H98ZM138 91V90H137ZM245 91V90H244ZM243 91V92H244ZM249 91V90H248ZM64 92H65V90H64ZM45 93V92H44ZM48 93H50V91H48ZM76 93V92H75ZM124 93V92H123ZM61 94H62V92H61ZM66 94H67V92H66ZM90 94V93H89ZM100 94V93H99ZM65 95V94H64ZM78 95V94H77ZM157 95V94H156ZM75 96V95H74ZM153 96V95H152ZM210 96H209V98H210ZM61 97V96H60ZM64 97V96H63ZM105 97V96H104ZM154 97V96H153ZM70 98V97H69ZM87 98V97H86ZM129 98H131V97H129ZM148 98V97H147ZM61 99V98H60ZM57 100V99H56ZM55 100V101H56ZM59 100V99H58ZM57 100V101H58ZM89 100H90V98H89ZM210 100H211V98H210ZM241 106L242 107H245L246 109H244V111H242V112H240V114L239 115H237V114H235V113H237V112H234V113H232L233 112V110H232V112L231 111H229L228 113L229 114H227V113H225L224 114V112L223 113H221V112H219V114H218V116L220 115L221 116V118L223 119V121L226 123V126H227V129L229 130V134H234V137H235V135H237V134H235V133H237L238 131L239 132H242V133H245V134H247V135H250L251 137H252V139L255 141V144H253L255 147L254 148H252V150H249L250 151V154H249V165H247L248 163H246V165L248 166V169L246 170V168H241L240 167V164H243V163H238V162H234L235 161V156H233L232 154H231V160H232V164L231 163H229V166H227V168L230 170V172H231V180L232 181H229L228 180V178H222V182L223 183H225L226 185H228V183L229 184H234V186H235V189L233 190V189H231V190H229V193L231 192L232 194L231 195H229L230 196V199L232 200V203H233V210L234 211H230L229 209H228V207H227V209H224V210H222V211H220V210H218V209H216L215 211H214V209H213V207L215 206H217V205H214L213 207L212 206H210V207H212V209L209 207V204L211 203V201L212 200H214L215 199V201H216V199L217 198H214V199H212V195L209 197L208 196V188L209 187H207V185H209V184H207L201 177H197V175L196 176H194L193 177V174H191V173H193V172H191L190 173V170H189V172H186V174H187V176H186V178H176L175 179V181H173L172 182V186H173V188L176 190V192H178L179 194H177V195H173V193H171V192H173V191H171L170 193L172 194V195H169L168 194V192L170 191H168L166 194H168V195H165V197L163 198H157V200L155 201V205H154V207H157V208H162V209H164L165 207H166V211L167 212H171V216H168V215H170V213H168V215H167V213L165 214V217L163 216H158V217H154V215H152V216H150L149 218L145 215V213H147V212H145L143 215L142 214H138V213H136L135 211H130V210H128V208H126L125 210H126V214L125 215H127V219L130 221V227L125 231L124 230V236L123 237H121V240H126L127 238H129V237H132L134 234H136L137 232L136 231H138L139 229H141L142 228V226L144 227V226H146V228H147V226H148V228L150 229V227H152V228H154L155 229V234L158 236V237H161L160 239H162L159 243H161L160 245H161V247H162V244L164 245H166V243L168 242V241H174V242H176V243H180V244H184L183 246L185 247L186 245H185V242H187V241H185V240H187L188 238H189V234H190V232L188 233V231H193V233H195V234H193L192 232V234L193 235H195V236H193V237H198V236H201L202 234H203V236L201 237V238H203L204 237V234H207V235H214V237H215V235H220L221 233H222V228H223V226L224 227H227V226H229L231 223V220L236 216L235 214H237L238 216H241V217H245V218H247V219H252L254 216L256 217V214L257 213H259L260 214V212H257L258 210H257V208H256V206H257V204H256V199H257V197H264V97H243V98H241ZM55 101H52V102H50V103H54ZM80 101V100H79ZM84 101V100H83ZM123 101H125V100H123ZM122 101V105L120 104V106L119 107H121V106H124L125 105V102H123ZM127 101H128V99H127ZM129 101H132V100H129ZM212 101V100H211ZM82 102V101H81ZM156 102H158L157 100H156ZM57 103V102H56ZM55 103V104H56ZM60 103V102H59ZM59 103L57 104V105H55L54 107L56 108H58L59 109V107H58V105H59ZM66 103V102H65ZM70 103V102H69ZM68 103V104H69ZM76 103V102H75ZM78 103V102H77ZM83 103V102H82ZM89 103V102H88ZM87 103V104H88ZM171 103V102H170ZM48 104V103H47ZM86 104V103H85ZM118 104V105H119ZM127 104V103H126ZM133 104V103H132ZM131 104V106H133ZM155 104V103H154ZM41 105V104H40ZM49 105V104H48ZM54 105V104H53ZM62 105V104H61ZM130 108H131V106L129 105V103L127 104ZM212 105H213V103H212ZM219 105V106H218ZM39 106V105H38ZM81 106V105H80ZM79 106V107H80ZM86 106V105H85ZM90 106V104L88 105V107ZM128 106H126V108H127V110L129 109V110H131L130 108H128ZM136 106V109L137 110H144V106H143V104H138V102H137V105H135ZM134 106V107H135ZM156 106V105H155ZM42 107H45V106H42ZM48 107V106H47ZM46 107V108H47ZM53 107V106H52ZM174 108H175V110L178 108L179 110H180V107H179V105H178V103L176 102V104L173 106ZM235 107H237V105H235ZM239 107V106H238ZM39 108V107H38ZM50 108V107H49ZM124 108V107H123ZM230 108H232V106L230 107ZM33 109H35V107L33 108ZM32 109V110H33ZM42 109V108H41ZM122 109V108H121ZM134 109V108H133ZM133 109H132V111L131 112H133ZM20 110H25L24 108H20ZM31 110V111H32ZM45 110V109H44ZM61 111H62V113H56L55 111H53V112H48V113H41V114H43L44 116H42V115H40L39 116V118H38V121H39V126H42L43 124H47L48 123V121L50 120V122H51V125L50 124H47L48 125V127L46 126V128H44V130L47 132V134L48 135H50L49 137H48V139H42L41 137H42V135H40L39 133H41L42 131H43V127L44 126H42V128L40 129V130H38L36 133H33L32 131H29V130H27V133L28 134H25L24 133V130L23 131H20V133H19V137H18V142L19 143H22V142H27L28 141V139L30 140V141H32V142H34L33 144H34V147H31V148H33L32 150H34V152H33V154L31 153H28L27 151H24V150H20V151H18V154L16 155V158H14L15 159V161L12 163V164H10L11 165V167H13L12 169L14 170V171H12V169H10V170H1L0 171V173H2L3 172V174L4 175H6V176H4V177H6V178H4V179H2V178H0V192H1V195L5 198V196H6V198H9V200L7 201L6 200V198H5V202H7V203H9V202H11V201H13V200H15L16 202H18V201H20L21 203H20V205H19V207H16V208H13V207H11V206H14V205H11V204H9V205H11V206H6V207H0V264H50L49 262H53L54 260H55V258H54V260H53V257H55V256H57L56 258H58V263H60V264H111L110 262H109V260L110 259H108L107 257L110 255V253L112 252H110L109 253V255L106 257V256H104V255H102L100 252H102L103 253V250H105V249H103L102 251H99V249L97 250H95L94 248H97V244H98V242L96 243V247H91L90 245H91V243L89 244L88 242H87V239L86 238H84V235H83V232H84V230L87 228L85 225H84V228L81 230V229H79L82 225H81V223H82V221L81 220H83V219H81L80 217L83 215L82 213H85V212H82V210H80L81 208L79 207V209H77V208H74L75 210H74V212L72 213L73 215L70 217V216H66V214H65V212L63 211L64 210V208H62L61 207V204L59 205L58 204V201H59V199H58V197L56 196L57 194H55V192L57 191H55L54 192V190L56 189L54 186V184L55 183H57V182H59V186L61 185L62 186V184L61 183H63V181H64V179L67 181V182H70V183H74V184H77V186L78 187H80V188H83V189H85L86 187L88 188V186L89 185H92L94 182H95V180H98V178H101L102 179V181H103V179H104V181H105V179L106 180H108L109 181V185L110 184H112L113 182L110 180V179H116L115 177L114 178H110V177H112L111 175H112V173H113V175L114 176H116L117 177V175H115V174H117L118 172H121V171H119V170H121V168H123L124 166H126L127 168H128V170L127 171H125L126 173H128L129 171L130 172H132L131 173V175L133 174V172L135 173V174H133V175H136V172H138V171H144L145 172V170H150V168L152 167V166H150V165H155V164H153V163H151V161L153 160L152 158L150 159V160H148L149 158H150V155L148 154V153H146L145 152V154H144V150H143V152L141 151V149H135L134 147H132V148H134V149H132L131 148V146H130V148H125L126 146H125V144H126V142L125 141H123V142H125V144L123 145V146H125L124 148L122 147V148H118V147H116V148H118V149H120V150H118V149H114L113 147H115L114 145H113V147H110L111 145L110 144H107L106 142V144H107V146L109 145V148L107 149V148H105L106 146H104V142H103V140L102 139H100V137H102L103 136V138H105V136H106V140H107V134L105 135V133H108V131H109V133L110 132H115V134H116V132H119V133H121L119 136H120V138L121 139H126L125 137L127 136L128 137V135H131V131L133 130V128L134 127H130L129 128V124H131L130 123V121H132L133 122V115L131 114V113H129V115H124V113L122 112V113H120V112H117V113H104V112H100L101 114H99L98 115V113L96 114V113H94L93 115H88L87 113L85 114V112L84 113H82V115H81V113L79 112V110H78V112L80 113V115L79 114H77V115H75L74 114V116L76 117V116H78L80 119H78V120H76L77 122L73 125V128H70V129H68V131L69 132H65L66 134L68 133L69 135H68V137L69 136H71V134L70 133H75V136L73 135L72 137H69V139H68V137H67V140H65V139H63L62 140V136L61 137H58V135L55 133L54 134V132H56V130H57V128H58V130H59V128L60 127H62L63 125H64V122H65V120H67V119H69V118H71L70 117V114H65L64 113V111L62 110V109H60ZM65 110V109H64ZM85 110V109H84ZM126 110V111H127ZM135 110V109H134ZM155 110V109H154ZM169 110V109H168ZM168 110H166V111H168ZM236 110V109H235ZM30 111V110H29ZM119 111H120V108H119ZM121 111H125V110H121ZM140 111H139V114H140ZM148 111V110H147ZM150 111V110H149ZM178 110H176V112H177ZM227 111V110H226ZM143 112V111H142ZM145 112V111H144ZM153 111H151V113H152ZM159 112V111H158ZM172 112V111H171ZM176 112L175 113H170V111H169V113H167V112H164V113H166V114H164V116H161V115H159V114H161V113H159L158 115L155 113V112H153V113H155V114H153V115H151V119H153V122L155 123V121L156 122H159V124H161L160 123V121H162V123H164L163 122V120L165 121V123H166V125L167 126H170L171 128V130H174V131H176L177 133L179 132V133H181L182 135H189L190 136V138H191V141L192 142H197V143H199V144H201V141L202 142H204V141H206V139H208V137H210L212 134H214L215 133V131H217V127H215V126H213V127H211V128H206L207 127V124H201V123H199L197 120H195L194 118H192V117H189V116H186V117H189L191 120L193 119L194 120V122L196 121L197 123L196 124H199V125H201V126H199L200 127V129H198V128H196L195 126V124H194V122H193V120L191 121H186V120H182L179 116V120H177L178 118H176V116H175V114H176ZM230 112H231V114H230ZM64 113V114H63ZM242 113V114H241ZM1 114V113H0ZM8 114V113H7ZM37 114V113H36ZM84 114V115H83ZM126 114V113H125ZM128 114V113H127ZM135 114V113H134ZM144 114V113H143ZM173 114H174V116H175V118L176 119H173L174 117H173ZM180 114H181V110H180ZM38 115H39V113H38ZM141 116H143L142 115V113L140 114ZM140 115L139 116H137V114H136V117H139V118H141L140 117ZM149 115H150V113H149ZM181 115H183V114H181ZM74 116H73V118H74ZM135 116V115H134ZM183 116H185V115H183ZM8 117V116H7ZM78 117H76V118H78ZM146 117H148V115L146 114ZM2 118H5V117H2ZM10 118V117H9ZM75 118V119H76ZM149 118V119H150ZM6 119V118H5ZM5 119H2L3 121L5 120ZM8 119V118H7ZM72 119V118H71ZM71 119H70V121H71ZM143 119V118H142ZM145 119V118H144ZM144 119H143V121H144ZM149 119H148V122H149ZM213 119V118H212ZM0 120H1V118H0ZM68 121V120H67ZM212 121V120H211ZM6 122V121H5ZM4 122V123H5ZM139 122V121H138ZM151 123H153L152 121H150ZM73 123V122H72ZM134 124V123H133ZM144 124V123H143ZM209 124V123H208ZM68 125V124H67ZM72 125V124H71ZM132 125V124H131ZM136 125V124H135ZM155 125V124H154ZM0 126H2V124L0 125ZM4 126V125H3ZM49 126H50V128H49ZM147 126V125H146ZM149 126V125H148ZM152 126V125H151ZM204 126V127H203ZM206 126V127H205ZM218 126V125H217ZM140 127V126H139ZM155 127V126H154ZM159 127V126H158ZM7 128V127H6ZM56 129V130H55ZM53 130V131H52ZM67 130V129H66ZM121 132H120V131ZM136 130V129H135ZM161 130V129H160ZM223 130V129H222ZM123 131V132H122ZM170 131V130H169ZM226 131V130H225ZM134 131H132V134L134 135V133H133ZM145 132V131H144ZM147 132V131H146ZM149 132V131H148ZM151 132V131H150ZM154 132V131H153ZM173 132V131H172ZM171 132V133H172ZM219 132H221V130L219 131ZM223 132V131H222ZM10 130H9V127L7 128V130L6 129H4V130H0V142H3V140L5 141L6 139H8V137L10 136ZM63 133V132H62ZM76 133H81V136H76ZM108 133V134H109ZM159 133H160V131H159ZM217 133V132H216ZM58 134H60V133H58ZM112 134H114V133H112ZM118 134V133H117ZM122 134H124V136L125 137H121V135ZM138 134H140L139 132H138ZM173 134H174V132H173ZM176 134V133H175ZM61 135H65V134H61ZM79 135V134H78ZM105 135V136H104ZM153 135V134H152ZM172 135V134H171ZM216 135H218V133L216 134ZM240 135V134H239ZM243 135V134H242ZM66 136V135H65ZM117 136V135H116ZM116 136H112V137H116ZM119 136H118V139H119ZM132 136V135H131ZM131 136H129L126 140H128L129 138H131ZM134 136H136V134L134 135ZM133 136V137H134ZM143 136V133L140 135V137H142ZM145 136V135H144ZM143 136V137H144ZM146 136H147V133H146ZM145 136V138L147 139V137ZM179 136H181L180 134H179ZM179 136H176V137H179ZM213 136V135H212ZM214 136H215V134H214ZM219 136H221V135H219ZM223 136V135H222ZM225 136V135H224ZM151 137V136H150ZM174 137V136H173ZM185 137V136H184ZM236 137H238V136H236ZM240 137V136H239ZM90 138H94V139H96V141H93L94 143H91V144H93V145H90V142L89 141H87V140H89ZM136 138V137H135ZM135 138H133V140L135 139ZM137 138H138V136H137ZM149 138V137H148ZM153 138V137H152ZM152 138H150V139H152ZM172 138V137H171ZM180 138V137H179ZM179 138H176V139H179ZM189 137L187 136V139H188ZM217 138V137H216ZM232 138V137H231ZM109 139V142L111 143V136H110V138H108ZM112 139H114V138H112ZM117 139V137H116V139H114L113 141H116V140H118ZM121 139H120V141H121ZM138 139H141V138H138ZM138 139H136V141L138 140ZM146 139H142V140H140L141 142H144L143 140H146ZM150 139H148L147 141L149 142V140ZM235 139V138H234ZM251 138L249 137V140H250ZM252 139H251V141H252ZM98 140V141H97ZM99 140H102V142H103V144H102V146H104V148L101 150H99L97 147V143H100V141ZM106 140H104V141H106ZM171 140V139H170ZM188 140H190V139H188ZM186 141L187 143H189V141ZM194 140V141H193ZM209 140V139H208ZM208 140L206 141V142H208ZM216 140H218V139H216ZM223 140V139H222ZM221 140V141H222ZM232 140V139H231ZM237 140V139H236ZM248 140V139H247ZM10 141V140H9ZM112 141V142H113ZM131 141V140H130ZM135 141V140H134ZM185 140H183L182 142H181V140H180V142L183 144V142H184ZM211 141V140H210ZM250 141V142H251ZM118 142H119V140H118ZM118 142H115V143H118ZM140 142V143H141ZM151 142H152V140H151ZM179 142V141H178ZM191 142V143H192ZM231 142V141H230ZM240 142V141H239ZM131 143V142H130ZM134 143V142H133ZM145 143V142H144ZM147 143V142H146ZM145 143V144H146ZM150 143V142H149ZM154 143H156V142H154ZM185 143V142H184ZM215 144H217V146L219 147V146H221L222 145V142H220L219 140H218V142L216 143V142H214ZM247 143V142H246ZM78 144H80V145H78ZM105 144V145H106ZM113 144H114V142H113ZM120 144H121V142H120ZM123 144V143H122ZM136 143H134V145H135ZM145 144L143 145L142 143H141V146L143 147V146H145ZM202 144H204V143H202ZM208 144V143H207ZM210 144V143H209ZM208 144V145H209ZM212 144V143H211ZM234 144V143H233ZM126 145H128V142H127V144ZM137 145H139V140H138V144ZM147 145H149L148 143L146 144V146ZM154 144H152L151 146H153ZM194 145V144H193ZM206 145V144H205ZM224 145V144H223ZM236 145V144H235ZM244 145V144H243ZM252 145V144H251ZM97 146V147H96ZM102 146H101V148H102ZM140 146V148H142ZM191 146V145H190ZM238 146V145H237ZM3 147V146H2ZM100 147V146H99ZM128 147V146H127ZM188 147V146H187ZM212 147L213 148H215L214 146H213V144H212ZM221 147H223V146H221ZM6 148H7V150H8V145H6V147H4V149L6 150ZM137 148H139V147H137ZM212 148V149H213ZM233 148H235V147H233L232 146V149ZM195 149V148H194ZM219 149V148H218ZM227 149V148H226ZM228 149H229V147H228ZM227 149V150H228ZM230 149H231V147H230ZM197 150V149H196ZM208 150H209V148H208ZM220 150H221V148H220ZM234 150V149H233ZM236 150H237V148H236ZM214 151H216V149L214 150ZM237 151H239V150H237ZM242 151H244V150H242ZM242 151H241V154H242ZM224 152H226V151H224ZM246 152V151H245ZM213 153V152H212ZM146 154H148V156H149V158H148V156L146 155ZM206 154V153H205ZM145 155L147 156V157H145ZM237 155V154H236ZM246 155V154H245ZM248 155V154H247ZM241 156V155H240ZM242 157V156H241ZM30 158H33V159H31L32 161H33V163L31 162L30 164H32L33 165V167H30V166H32V165H30L29 166V164H28V162H29V160H30ZM146 158H148V159H146ZM217 158H219V157H217ZM242 158H244V156L242 157ZM30 160V161H31ZM157 159H155V161H156ZM197 160V159H196ZM219 160V159H218ZM238 160V159H237ZM241 160V159H240ZM246 160V159H245ZM150 161V162H149ZM213 161V160H212ZM243 161H244V159H243ZM225 162V161H224ZM227 162V161H226ZM225 162V163H226ZM242 162V161H241ZM245 162V161H244ZM247 162V161H246ZM149 163H151L150 165H149ZM156 163V166L158 165L157 164V162H155ZM216 163V162H215ZM8 165V164H7ZM9 165V166H10ZM193 165V164H192ZM220 165V163H216V164H214V166L215 167H217V168H219V169H222V168H224V167H221V166H219ZM4 166H5V164H4ZM8 166V167H9ZM156 166H154V167H156ZM3 167V166H2ZM36 167H39V168H36ZM159 167V165L156 167V168H158ZM226 167V166H225ZM240 167V171L239 172H241L242 171V175H243V177H242V179L241 180H239L240 179V177H239V179L237 178V169ZM155 168V172H157V173H159L160 174V176H161V170L158 168V169H156ZM194 168V167H193ZM212 168V167H211ZM210 168V169H211ZM227 168H226V170H227ZM6 169H7V167H6ZM153 169V168H152ZM182 169V168H181ZM180 169V170H181ZM186 169H188V167L186 166ZM195 169V168H194ZM216 169V168H215ZM118 170V171H117ZM154 170V169H153ZM153 170H151V171H153ZM117 171V173H115L114 174V172H116ZM123 171V173H125ZM169 171V170H168ZM172 170H170V172H171ZM182 171V170H181ZM181 171H179V173H181ZM183 171L185 172V168H183ZM183 171H182V173H183ZM186 171H188V170H186ZM206 171H208V170H206ZM215 171H217V170H215ZM13 172V173H12ZM15 172V173H14ZM165 172V171H164ZM174 172V171H173ZM213 172V171H212ZM122 173V174H123ZM142 173V172H141ZM150 173V172H149ZM153 173V172H152ZM195 174H196V172H194ZM210 173V172H209ZM215 173V172H214ZM213 173V174H214ZM225 173V172H224ZM12 174H14V176L12 175ZM129 174V173H128ZM144 174H146V173H144ZM185 174V173H184ZM184 174H180V175H183L184 177H185V175ZM188 174H191L192 175V177H190V175H189V177H188ZM219 173H217V175H218ZM240 174V173H239ZM60 175H65V177L66 178H62ZM120 175V176H119ZM131 175L129 176H127V177H131ZM141 175V174H140ZM150 175V174H149ZM153 175V174H152ZM151 175V176H152ZM163 176H164V173L162 174ZM212 175V174H211ZM118 176L121 178V173L120 174H118ZM178 176V175H177ZM241 176V175H240ZM14 177H17V178H21V179H17V180H15L14 179ZM126 177V176H125ZM175 177V176H174ZM216 177V176H215ZM122 178H123V176H122ZM135 178H137L136 176H135ZM134 178V179H135ZM141 178V177H140ZM156 178H159V176L158 177H156ZM156 178H154V179H156ZM205 178V177H204ZM13 179H14V182H13ZM35 179H37L38 180V184H39V182H41V183H43L44 182V186H39L38 185V188L36 187L35 188V186H36V184H34L33 183V185H32V181H34ZM126 179V178H125ZM125 179H123V180H125ZM130 179L131 178H129V182H131L130 181ZM133 179V180H134ZM37 180H35V181H37ZM117 180V179H116ZM116 180H113L114 182L116 181ZM123 180H121V181H123ZM138 180V179H137ZM137 180H134V181H137ZM159 180V179H158ZM164 180V179H163ZM170 180H172V179H170ZM34 181V182H35ZM94 181V182H93ZM99 181V180H98ZM98 181H96L95 183H97ZM107 181V182H108ZM120 181V182H121ZM128 181V180H127ZM126 181V182H127ZM162 181V180H161ZM165 181V180H164ZM210 181H212V180H210ZM219 181V180H218ZM55 182V183H54ZM67 182H64L63 184H65L64 186L65 187H67L66 185V183ZM139 182V181H138ZM163 182V181H162ZM220 182V181H219ZM54 183V184H53ZM99 183V182H98ZM97 183V184H98ZM103 184H104V182H102ZM116 183V182H115ZM119 183V182H118ZM123 183V182H122ZM120 184V185H123V186H125L124 185V183H125V181H124V183L123 184ZM146 183V182H145ZM149 183V182H148ZM165 183V182H164ZM100 184V183H99ZM107 184V183H106ZM106 184H105V186H106ZM126 184V183H125ZM207 184V185H206ZM43 185V184H42ZM69 185V184H68ZM108 185V184H107ZM113 185V184H112ZM119 185V184H118ZM117 185V186H118ZM148 185H150V184H148ZM170 185V186H171ZM216 185V184H215ZM221 185V184H220ZM224 185V184H223ZM57 186H58V184H57ZM104 186V187H105ZM114 186V185H113ZM151 186V185H150ZM65 187H63V188H65ZM69 187H71V186H69ZM68 187V188H69ZM96 187L98 188V186L96 185ZM119 187V186H118ZM117 187V188H118ZM131 187H133V184H132V186ZM141 187V186H140ZM40 188H42V189H40ZM58 188V187H57ZM72 188V187H71ZM79 188V189H80ZM90 188H91V186H90ZM100 188H101V186H100ZM100 188H99V190H100ZM116 188V187H115ZM121 188V187H120ZM123 188V187H122ZM142 188H144V187H142ZM173 188H172V190H173ZM58 189H60V187L58 188ZM62 189V188H61ZM73 189H75V188H73ZM78 189V188H77ZM78 189V190H79ZM102 189H103V187H102ZM148 189H149V186H148ZM221 189H223V188H221ZM72 190V189H71ZM82 190V189H81ZM90 190V189H89ZM88 190V191H89ZM98 190V189H97ZM98 190V191H99ZM107 190V189H106ZM115 190V189H114ZM125 189H123V191H124ZM129 190V189H128ZM128 190H125V192L124 193H127L128 192ZM138 190V189H137ZM143 190V189H142ZM152 190V189H151ZM166 190V189H165ZM211 190V189H210ZM66 191H68V190H66ZM83 191V190H82ZM94 191V190H93ZM117 191V190H116ZM116 191H115V193H116ZM122 191V190H121ZM123 191H122V193H123ZM213 191V190H212ZM215 191V190H214ZM224 191V190H223ZM102 192V191H101ZM108 192V191H107ZM112 192V189L109 191V193H111ZM129 192H130V190H129ZM227 192V191H226ZM96 193V192H95ZM94 193V194H95ZM105 193V192H104ZM113 193V192H112ZM121 193V192H120ZM136 193V192H135ZM143 192L141 191L140 192V195L142 194ZM146 192L144 191V194H145ZM149 193V192H148ZM159 193V192H158ZM66 194V193H65ZM71 194V193H70ZM82 194H83V192H82ZM86 194V193H85ZM90 194V193H89ZM100 194V193H99ZM107 194V193H106ZM117 194V193H116ZM164 194V193H163ZM218 194V193H217ZM1 195H0V197H1ZM77 195V194H76ZM111 195H113V194H111ZM115 195V194H114ZM113 195V196H114ZM118 195V194H117ZM143 195V194H142ZM152 194H150L149 196H151ZM65 196V195H64ZM71 196H72V194H71ZM79 196V195H78ZM78 196H77V198H78ZM83 196V195H82ZM86 196V195H85ZM91 196H92V194H91ZM98 196H100V195H96V198L93 200V204L92 205H94V206H96L97 207V205H99L100 204V206H101V203H100V201H101V199L100 198H102V197H98ZM106 196H109V195H106ZM105 196V197H106ZM121 196V195H120ZM129 196V195H128ZM160 196H162V195H160ZM31 197H32V199H31ZM74 197V196H73ZM76 197V196H75ZM90 197V196H89ZM104 197V196H103ZM123 197H126V195L124 194V196ZM135 197V196H134ZM148 197V196H147ZM153 197V196H152ZM216 197V196H215ZM56 198H57V201H56ZM71 198V197H70ZM100 199V201H99V199ZM108 198V197H107ZM107 198H106V203H107ZM119 198V197H118ZM151 198V197H150ZM61 199V198H60ZM68 199V198H67ZM88 199V198H87ZM110 199V198H109ZM147 199H149V198H147ZM152 199V198H151ZM212 199V200H211ZM228 199V198H227ZM0 200H2L1 198H0ZM32 200V201H31ZM66 200V199H65ZM75 200V199H74ZM79 200V199H78ZM86 200V199H85ZM103 200V199H102ZM114 200V199H113ZM154 200V199H153ZM4 201H0L1 203L0 204H2V203H5ZM104 201V200H103ZM120 201H121V199H120ZM142 201V200H141ZM140 201V202H141ZM145 201H147V200H145ZM144 200H143V202H145ZM151 201V200H150ZM75 202V201H74ZM105 202V201H104ZM143 202H142V204H143ZM216 202H218V200L216 201ZM60 203H61V200H60ZM73 203V202H72ZM124 202H122L121 204H120V202H118V205L120 204V205H122ZM204 203V204H203ZM208 204V206H204L205 204ZM219 203V202H218ZM220 203H221V201H220ZM223 203V202H222ZM221 203V204H222ZM232 203H231V205H232ZM70 204V203H69ZM84 204V203H83ZM109 204V203H108ZM107 204V205H108ZM114 204V203H113ZM117 204V203H116ZM130 204V203H129ZM138 204H139V201H138ZM146 204H147V202H146ZM145 203L143 204V206L144 205H146ZM152 204V203H151ZM216 204V203H215ZM3 205V204H2ZM1 205V206H2ZM64 205V204H63ZM67 205H68V203H67ZM66 205V206H67ZM73 205H74V203H73ZM137 205V204H136ZM149 205V204H148ZM223 206H225L224 204H222ZM260 205V204H259ZM262 205V204H261ZM65 206V205H64ZM108 206H110V204L108 205ZM117 206V205H116ZM115 206V207H116ZM128 206V205H127ZM132 206V205H131ZM142 206V207H143ZM222 206V207H223ZM73 207V206H72ZM103 207V206H102ZM105 207V206H104ZM132 207H134V206H132ZM147 207V206H146ZM219 207V206H218ZM263 207V206H262ZM70 208V207H69ZM98 208V207H97ZM107 208V207H106ZM113 208V207H112ZM117 208V207H116ZM119 208V207H118ZM145 208V207H144ZM144 208H142V209H144ZM149 208H150V206H149ZM264 208V207H263ZM66 209V208H65ZM73 209V208H72ZM104 209V208H103ZM114 209V208H113ZM124 209V208H123ZM133 209V208H132ZM155 209V211L157 210L156 208H153L152 210H154ZM161 209V210H162ZM69 210V209H68ZM85 210V209H84ZM111 210V209H110ZM117 210H119V209H117ZM117 210H116V212H117ZM140 210L141 209H139V212H140ZM218 210V211H217ZM262 210V209H261ZM72 211V210H71ZM100 211V210H99ZM105 211H107V209L105 210ZM109 211V210H108ZM120 211H122V210H120ZM146 211H147V208H146ZM150 211H151V209H150ZM163 211V210H162ZM220 211V212H219ZM87 212V211H86ZM97 212V211H96ZM110 212V211H109ZM111 212H113L112 210H111ZM263 212H264V210H263ZM262 212V213H263ZM70 213V212H69ZM122 213V214H123ZM148 213H149V211H148ZM82 214V215H81ZM152 214V213H151ZM154 214H155V212H154ZM160 214V213H159ZM235 216H234V215ZM81 215V216H80ZM119 215V214H118ZM144 215L148 218H146V219H144L143 217H144ZM166 215L168 216V217H166ZM261 215V214H260ZM84 216H86V215H84ZM157 216V215H156ZM179 217V216H181V217H179V218H182V220H183V223H182V225L181 224H179V223H177V222H175V220H174V217ZM234 216V217H233ZM264 216V215H263ZM42 217H47V218H44V219H48L49 218V224L48 223H46V225H43V224H45L44 222H41L40 221V219H42ZM90 217V216H89ZM103 217V216H102ZM171 217H173V220H172V218ZM237 217V216H236ZM240 217V218H241ZM252 217V218H251ZM83 218V217H82ZM87 218H88V216H87ZM86 218V219H87ZM114 218V217H113ZM126 218V217H125ZM179 218H177V219H179ZM260 218V217H259ZM262 218V217H261ZM264 218V217H263ZM176 219V218H175ZM255 219V218H254ZM257 219V218H256ZM182 220H180L181 222H182ZM235 220V222H236V218L234 219ZM233 220V221H234ZM241 220H242V218H241ZM84 221V220H83ZM88 222H89V220H87ZM249 221V220H248ZM247 221V222H248ZM252 221V220H251ZM259 221V220H258ZM261 221V220H260ZM262 221H264L263 219H262ZM95 222V221H94ZM128 222V221H127ZM187 224V225H185V226H183V224H185V223ZM235 222H233L232 224L234 225L235 224ZM241 222H243V221H241ZM250 222V221H249ZM249 222L247 223V224H249ZM43 223V224H42ZM93 223V222H92ZM228 223H229V225H228ZM237 223V222H236ZM239 223V222H238ZM255 223H256V221H255ZM255 223H252V224H254L255 225ZM260 223V222H259ZM97 224V223H96ZM129 224V223H128ZM231 224V225H232ZM261 224V223H260ZM264 224V223H263ZM102 225V224H101ZM125 225V224H124ZM225 225H227V226H225ZM230 225V226H231ZM232 225V226H233ZM116 226V225H115ZM114 226V227H115ZM122 226V225H121ZM234 226H236V224L234 225ZM238 226L240 227V225L238 224ZM237 226V227H238ZM242 226H243V224H242ZM245 226V225H244ZM248 226V225H247ZM251 226V225H250ZM253 226V225H252ZM257 226V225H256ZM261 226V225H260ZM90 227V226H89ZM99 227V226H98ZM236 227V228H237ZM238 227V230L237 231H239V228ZM263 227V226H262ZM91 228V227H90ZM89 228V229H90ZM104 228V227H103ZM121 228V227H120ZM145 228V227H144ZM143 228V229H144ZM151 228V229H152ZM188 228L190 229V230H188ZM230 229H231V227H229ZM244 228V227H243ZM88 229V228H87ZM86 229V230H87ZM88 229V230H89ZM94 229V228H93ZM96 229V228H95ZM117 229V228H116ZM143 229H141V230H143ZM192 229V230H191ZM227 229V228H226ZM226 229H225V231H226ZM245 229H247V230H250L251 229V232L253 233V232H255L256 231V229H253V228H250V229H248V227L247 228H245ZM244 229V230H245ZM252 229H253V231H252ZM81 230V231H80ZM107 230V229H106ZM105 230V231H106ZM119 230V229H118ZM118 230H117V232H118ZM121 230V229H120ZM140 230V231H141ZM148 230V229H147ZM229 230V229H228ZM227 230V231H228ZM236 230V229H235ZM247 230H245V231H247ZM255 230V231H254ZM83 231V232H82ZM92 230H90V232H91ZM98 231V230H97ZM101 231V230H100ZM99 231V232H100ZM144 231V230H143ZM142 231V232H143ZM146 231V230H145ZM233 231H234V227H233ZM236 231V232H237ZM89 232V231H88ZM88 232H86V233H88ZM102 232V231H101ZM103 232H104V230H103ZM108 232H112V231H108ZM121 232V231H120ZM152 232H153V229H152ZM231 232V231H230ZM257 232V231H256ZM263 233H264V231H262ZM92 233V232H91ZM91 233H88V234H91ZM94 233V232H93ZM107 233V232H106ZM150 233V232H149ZM241 233V232H240ZM240 233H238V234H240ZM245 233V232H244ZM247 233H249V232H247ZM258 233V232H257ZM260 233V232H259ZM259 233H258V235H259ZM101 234V233H100ZM103 234V233H102ZM105 234V233H104ZM110 234V233H109ZM121 234V233H120ZM119 233L117 234L118 236L120 235ZM138 234V233H137ZM145 234H146V232H145ZM148 234V233H147ZM146 234V235H147ZM192 234H191V236H192ZM196 234H200V235H198V236H196ZM223 234V233H222ZM242 234V233H241ZM246 234V233H245ZM251 234V233H250ZM250 234L248 235V236H250ZM261 234V233H260ZM96 235H98V234H96ZM107 236H109L108 235V233L106 234ZM116 234H115V236H117ZM132 235V236H131ZM150 235V234H149ZM207 235L205 236L206 238H210L211 236H209V237H207ZM226 235V234H225ZM229 235H230V233H229ZM232 235V234H231ZM253 235V234H252ZM254 235H255V233H254ZM258 235H255V237L256 236H258ZM17 237L18 238V243H19V248H18V250H16V251H12L10 254H8L6 251H8L9 249H8V247H10L9 245H10V243L12 244V241L14 240H12V241H10V239H12L11 237ZM87 236V235H86ZM94 235H92V237H93ZM114 236V235H113ZM121 236V235H120ZM135 236V235H134ZM133 236V237H134ZM138 236V235H137ZM136 236V237H137ZM148 236V235H147ZM151 236V235H150ZM149 236V237H150ZM234 236V235H233ZM232 236V237H233ZM247 236V237H248ZM260 236H262L263 238H264V236H263V234L262 235H260ZM99 237H102V236H99ZM106 237V236H105ZM104 237V238H105ZM110 237H111V234H110ZM141 238H143L142 237V235L140 236ZM149 237H147V238H149ZM204 237V238H205ZM225 237V236H224ZM223 237V238H224ZM226 237H228V235H226ZM231 237V238H232ZM238 237H240V235H238ZM243 237H245V236H243ZM261 237V238H262ZM17 238L15 239V241L17 240ZM91 238V237H90ZM138 238H139V236H138ZM140 238V239H141ZM145 238V237H144ZM143 238V240L142 241H145V239ZM146 238V239H147ZM195 238V239H196ZM222 238V237H221ZM220 238V240L218 239V240H216V237H215V241H216V243H217V241H218V243L219 242H221V241H223V240H225V239H221ZM93 239H94V237H93ZM107 239V238H106ZM111 239V238H110ZM113 239H114V237H113ZM116 239H117V237H116ZM119 239V238H118ZM130 239H132V238H130ZM199 239V238H198ZM211 239V238H210ZM238 239V238H237ZM240 239H241V237H240ZM240 239L238 240V241H240ZM251 239H253L252 237H251ZM256 239V238H255ZM91 240H92V238H91ZM100 240V239H99ZM121 240H119V241H121ZM153 240H154V238L150 241L151 243L153 242ZM166 240H168L167 242H166ZM191 240H192V238H191ZM190 240V238H189V240H188V242H190L191 241ZM194 240V239H193ZM206 240V239H205ZM214 240V239H213ZM227 241H228V239H226ZM241 240H243V239H241ZM249 240H250V237H249ZM254 240V239H253ZM258 240V239H257ZM261 240V239H260ZM264 240V239H263ZM14 241V242H15ZM90 241V240H89ZM93 242L94 241H96V240H92ZM98 241V240H97ZM117 241V240H116ZM141 241V242H142ZM155 241H158V239L157 240H155ZM164 241H165V243H164ZM198 241H200V239L199 240H197L196 239V241L194 240V243H200V242H198ZM202 242L204 241L203 239L201 240ZM229 241H230V239H229ZM228 241V243H226V245L225 244H223L222 242V244L224 245V246H222L220 249H218V246L220 245V243H219V245L217 246V249H215V250H211V249H209V250H211V252H210V254H207L206 253V247L207 246H203L202 244L199 246V247H197V249L198 248H200V249H202L203 248V250H204V252H201L200 254H199V257H198V261H200L201 260V262H203V263H207V262H209V260H210V262L209 263H211L212 261H214V262H216V263H224L223 261H230L231 263H229V262H227V263H229V264H253L254 262H257L258 260H256V261H252L251 260V258H249V261L248 260H246V259H244L243 258V256H244V251L246 252L247 251V247H248V245H249V242L247 241V243H244L243 241V244H245V245H247V247L245 248L243 245H241V246H243L242 248H245L244 249V251L241 249V247H239V249H240V252H242L243 251V253L241 254V255H243L242 256V258L241 257H238V256H240L239 254H238V256L236 255L237 253H239V252H237V250H238V248H237V246H239V245H237L236 246V244H235V242H233V241H231V242H229ZM235 241V240H234ZM259 241V240H258ZM91 242V241H90ZM92 242V243H93ZM100 242V241H99ZM101 242H102V240H101ZM110 242H111V240H110ZM118 242V241H117ZM127 242H129L128 240H127ZM137 242H138V240H137ZM187 242V243H188ZM201 242V243H202ZM209 241H207V243H208ZM226 242V241H225ZM242 242H241V244H242ZM254 244H257L256 243V241L254 240ZM262 242V241H261ZM260 242V243H261ZM104 243H105V240H104ZM108 243V242H107ZM115 243V242H114ZM121 243V242H120ZM119 243V244H120ZM130 243V242H129ZM135 243V242H134ZM145 243H146V241H145ZM149 243V242H148ZM151 243H149V244H151ZM157 243V242H156ZM158 243V244H159ZM170 243V242H169ZM172 243V242H171ZM186 243V244H187ZM193 242L191 241L190 242V245L189 244H187V246L189 245V248H191L190 246H191V244H192ZM197 243L196 244H194L195 246L197 245ZM206 243V241H204V244ZM211 243H212V241H211ZM16 244V243H15ZM86 244V245H85ZM93 244H95V242L93 243ZM112 244V243H111ZM110 244V245H111ZM118 244V243H117ZM118 244V245H119ZM125 244H126V241H125ZM125 244L123 245V246H125ZM136 244H138L139 245V243H136ZM147 244V243H146ZM145 244V245H146ZM155 244V243H154ZM158 244H156V245H158ZM168 244V243H167ZM240 244V243H239ZM7 245H8V247H7ZM14 245V244H13ZM12 245V246H13ZM100 245V244H99ZM104 245V244H103ZM117 245V246H118ZM128 245V244H127ZM156 245H153L154 247L156 246ZM171 245V244H170ZM208 245V244H207ZM258 247H260L259 246V242H258ZM261 245V244H260ZM262 248L264 247V243L262 242ZM12 246H11V248H12ZM93 246H95V245H93ZM109 246V245H108ZM116 246V245H115ZM129 246V245H128ZM127 246V247H128ZM131 246V245H130ZM148 246V245H147ZM150 246H152V244L150 245ZM149 246V247H150ZM172 246V245H171ZM176 247H177V245H175ZM198 246V245H197ZM221 246V245H220ZM256 246V245H255ZM103 247V246H102ZM110 247V246H109ZM131 247H133V246H131ZM136 247V246H135ZM139 247V246H138ZM140 247H141V245H140ZM143 247H145V246H143ZM153 247V248H154ZM158 247V246H157ZM168 247H169V244H168ZM181 247V246H180ZM194 247V246H193ZM192 247V248H193ZM15 248H17V245H16V247ZM104 248V247H103ZM111 248H113L114 249V247H112V245H111ZM119 248V247H118ZM121 248H122V250H123V247L121 246ZM120 248V249H121ZM137 248V247H136ZM142 248V247H141ZM140 248V249H141ZM148 248V247H147ZM151 248V247H150ZM160 248V247H159ZM158 248V249H159ZM162 248H164L163 250H162V252H165L164 250H165V247L163 246ZM170 248V247H169ZM169 248H167V249H169ZM178 248V247H177ZM186 248V247H185ZM195 248V247H194ZM193 248V249H194ZM210 248H212V247H210ZM216 248V247H215ZM249 249H251L250 247H248ZM257 248V247H256ZM8 249V250H7ZM102 249V248H101ZM100 249V250H101ZM107 249H108V247H107ZM106 249V250H107ZM112 249V250H113ZM116 249H117V247H116ZM119 249V250H120ZM126 249V248H125ZM139 249V250H140ZM146 249V248H145ZM157 249V248H156ZM157 249V250H158ZM175 249V248H174ZM181 249H182V247H181ZM187 249H188V247H187ZM200 249H199V251H200ZM258 249V248H257ZM260 249H261V247H260ZM10 250H12V249H10ZM104 251V252H108V251ZM109 250V249H108ZM126 250H128V249H126ZM138 250V249H137ZM138 250V251H139ZM142 250V249H141ZM150 250H152V248L150 249ZM154 250V249H153ZM172 250V247H171V249L169 250V251H171ZM183 250V249H182ZM192 250V249H191ZM253 251H254V249H252ZM256 250V249H255ZM264 249H262V251H263ZM116 251V250H115ZM135 251H136V249H135ZM138 251L137 252H135V253H138ZM144 251V250H143ZM142 251V252H143ZM149 251V250H148ZM160 251H161V249H160ZM195 252H196V250H194ZM251 251V250H250ZM258 251H259V249L257 250V253H258ZM113 252H114V250H113ZM141 252V253H142ZM146 252H147V250H146ZM146 252H145V254H146ZM154 252V251H153ZM157 252V251H156ZM174 252H175V250H174ZM178 252H179V250H178ZM209 252V251H208ZM115 253V255L118 253V252H114ZM113 253V254H114ZM120 254L122 253V252H119ZM133 253V252H132ZM132 253H130V254H132ZM150 253V255H152V253L151 252H149ZM176 254H177V252H175ZM187 253H190L189 251L187 252ZM187 253H185V251H184V254L185 255H187ZM192 253V252H191ZM255 253V252H254ZM108 254V253H107ZM106 254V255H107ZM125 254V253H124ZM126 254H127V252H126ZM148 254V253H147ZM157 254H158V252H157ZM157 254H155L154 253V255H157ZM160 254H162V253H160ZM165 254H167L168 255V253H167V251L165 252ZM172 254H173V252H172ZM180 254V253H179ZM182 254H183V251H182ZM193 254V253H192ZM247 254V253H246ZM249 254V253H248ZM247 254V255H248ZM262 255L264 254V253H261ZM122 255V254H121ZM133 255H135V254H133ZM166 255V256H167ZM174 255V254H173ZM247 255H245V256H247ZM259 255V254H258ZM117 257H118V254L116 255ZM115 256V257H116ZM130 256H132V255H130ZM137 256V255H136ZM135 256V257H136ZM161 256H164L165 257V255L163 254V255H161ZM172 255H169L168 257H166V258H170ZM176 256V255H175ZM175 256L173 257L174 259H175ZM189 256V255H188ZM187 256V257H188ZM192 256V255H191ZM250 256L251 257H255V255H253L252 256V251H251V254H250ZM257 256V255H256ZM259 256H261V255H259ZM259 256H257V257H259ZM111 257H114V256H111ZM114 257V258H115ZM123 257V256H122ZM121 256H120V258H122ZM127 257V256H126ZM126 257H124L123 259H125ZM134 257V258H135ZM141 257V256H140ZM149 257V256H148ZM158 257V256H157ZM178 257V256H177ZM176 257V258H177ZM180 257V256H179ZM249 257V256H248ZM248 257H246L247 259H248ZM257 257L256 258H254V259H257ZM52 258V259H51ZM119 258V257H118ZM119 258V259H120ZM128 258V257H127ZM131 258V257H130ZM133 258V257H132ZM144 258H146L145 256H144ZM196 258V257H195ZM263 258V257H262ZM118 259V260H119ZM123 259H121V260H123ZM136 259V258H135ZM134 259V260H135ZM150 259V258H149ZM173 259V261H175ZM184 259V258H183ZM192 259V258H191ZM264 259V258H263ZM263 259H261V260H263ZM51 260H53V261H51ZM129 260V259H128ZM128 260H126L127 262L125 263V264H127L128 263ZM140 260V259H139ZM143 260V259H142ZM150 260H152V257H151V259ZM150 260H148L149 262H147L146 261V263H144V264H156V263H153V262H150ZM253 262H251V261ZM260 260V261H261ZM114 261H116V260H114ZM124 261V260H123ZM131 261V260H130ZM156 261V260H155ZM158 261V260H157ZM161 261V260H160ZM171 261H172V257H171ZM183 261V260H182ZM197 261V260H196ZM122 262V261H121ZM133 262V261H132ZM165 262V261H164ZM166 262H169V261H166ZM212 263V264H215V263ZM263 262H264V260H263ZM158 263V262H157ZM163 263V262H162ZM178 263V262H177ZM180 263V262H179ZM183 263V262H182ZM181 263V264H182ZM190 262H188V264H189ZM260 263V262H259ZM258 263V264H259ZM53 264V263H52ZM118 264V263H117ZM123 264V263H122ZM132 264V263H131ZM140 264V263H139ZM166 264V263H165ZM169 264V263H168ZM184 264H185V262H184ZM208 264V263H207ZM255 264H257V263H255ZM260 264H262V263H260Z\"/></svg>", "mask_w": 264, "mask_h": 264}, {"label": "built area", "instance_id": "built-area-1", "mask_svg": "<svg viewBox=\"0 0 264 264\" xmlns=\"http://www.w3.org/2000/svg\"><path fill=\"white\" fill-rule=\"evenodd\" d=\"M164 91V86H159ZM174 94L181 114L197 120L201 124H208L213 118V105L202 84L187 76L174 80Z\"/></svg>", "mask_w": 264, "mask_h": 264}, {"label": "crops", "instance_id": "crops-1", "mask_svg": "<svg viewBox=\"0 0 264 264\" xmlns=\"http://www.w3.org/2000/svg\"><path fill=\"white\" fill-rule=\"evenodd\" d=\"M8 84L6 85L5 84V87L7 86V88H8V93H9V97H18V85H17V83H16V81H12V80H10V83H9V81L7 82ZM2 84V81H1V83H0V85ZM4 84V83H3ZM14 87V88H13ZM14 89V90H13ZM35 92V91H34ZM35 95V94H34ZM0 97H1V94H0ZM29 97H31V95H29ZM11 100V102L13 103V104H15V102L13 101V99H10Z\"/></svg>", "mask_w": 264, "mask_h": 264}]
</instances>
